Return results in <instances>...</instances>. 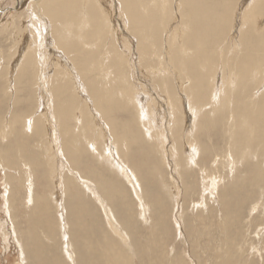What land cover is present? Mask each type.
Listing matches in <instances>:
<instances>
[{"label": "rangeland", "instance_id": "obj_1", "mask_svg": "<svg viewBox=\"0 0 264 264\" xmlns=\"http://www.w3.org/2000/svg\"><path fill=\"white\" fill-rule=\"evenodd\" d=\"M101 1L102 0H100V2ZM119 1L120 0H114V1L113 0H106V2L109 3V8L111 10H113L114 7H115L116 11L115 10L112 11V13L114 14V19L116 18V20H118L121 17V19L117 21V23L119 22L118 23V27H119V29H121L120 30L121 37L122 38L124 36L127 37L126 34H128V36H132V40L134 38V40L132 41V44H131V41H130V44L132 45L131 46L132 51L130 53V55H131L130 57L131 58L129 57L130 61L126 65L127 69H131L130 73H129L130 79L134 83L135 81H134L133 77H135V76L137 78L140 77V79H144L145 78L143 81H145V86L147 88H149L148 91H150V93L152 92L151 90H153V92L155 91L154 93L157 94L159 97H161V95H162V97H161L162 101H160L161 99L159 97H158V99H156V101L158 100L157 104L160 105L159 106L160 107L159 108L160 111H158V114H156V115H154L153 113H151V114H153V116L150 115V117L153 120V125L157 126V129H158V132H159L160 135L159 136L156 135V137L155 138L153 137V139H151V141H147L149 139L146 140L145 137L143 138V136H144L143 132H142V134L140 136L141 130L139 128V131H140L139 132L138 131V127L139 126L138 127L136 126L137 123H135V121H133L134 119L133 120L130 119L131 115L129 116V111H126L124 113V111L118 110L119 107L116 108V112H117L116 116H117V118L118 117L119 118L117 119L118 120L117 122H114V123L117 124V126H114V125L113 126L117 127V128H116V131H114V134H113V130L111 129L112 128L111 125L105 119L101 118L99 110L97 108H94L95 107V105L93 103L94 102V98H92L91 93L88 94L89 90L84 92L85 89H83V87L84 88L89 87V89H90V85L87 82V80L90 79V77L93 78L94 82L96 81L94 83L95 85L97 84L98 80L101 81L103 72L99 73V74L97 73V70L100 67H96L94 70H92L89 67V70H91L92 72L94 71L93 73L91 72L92 75H90L89 72H88V69L84 68V66H81V65H83L84 61L86 60L87 53L84 54L85 56L83 55L82 57L77 59L78 62L76 61V63H77V66H76L75 62H72L73 59L71 58V56H73V55L70 56V54L69 55L66 54V52L63 50V48L57 47L55 45V43L54 44H52V43L48 44L47 38H46V34L48 36L50 35V37L52 38V35H51L52 27H51V25L52 26H53V24L55 25V22L52 20V18H50V17L48 18L47 14L44 13L45 10L43 9V5L42 6L39 5L36 0H0V94L2 93L0 95V135H1V132L3 133L2 130L4 128L6 129L5 130L6 131V135L5 136L1 135V137H0V150H1L0 151V158H1L0 162H2V163H0V221L2 223H4V224H5V222L8 223V224H6L7 228L5 227V228L2 229V227L0 226V264H31V263L32 264H36V263L37 264H52L50 262V261H52V259H50L48 257L51 253H52L53 256L55 255L58 258L61 255L63 264H66L67 261L64 260L65 259L64 257H62V249H58V248H61L63 244H65L64 247L66 248L68 246L69 242L72 241L71 239L73 238V240H74V236L76 237V234H73V228H70V227L74 226V224L70 221V219H72V220L77 219L76 216H69L71 214V212H72V209L75 208L74 207L75 203L70 202V198H75V199H80V200L82 199V201H84L86 203V204L83 205L84 209H86L87 207L91 211L93 209V213L92 212L90 213L91 216H87V214H86V217H88V218H85V216L82 217L84 219L83 221H85V222H83V221L82 222L85 223L84 224L85 226L88 224V227L86 226L84 228V233L82 235L80 234L82 236V238L79 239V242H80L79 248L83 247L84 249H88V247L90 246V242H88L87 239L88 240H93L94 245H96L98 248L96 249V251L94 250V251H90V252L92 253L91 256L95 257L96 264H104V263L107 264V260H105V255L103 254L104 250L101 248V246L105 247V245L108 246L107 249H109L111 251L114 249L115 252L120 256L119 258H122L123 255L129 256L130 262H132V264H174V263L175 264H180V263L181 264H183V263L184 264H191V261H193L194 264H215V263L219 264L220 261H221L220 264H231L230 262H232V264H264V247H263L264 246V225L261 224V223L264 222V218H263L264 217V204H263V202H264L263 201L264 200V187H263L264 178L261 177V176L264 177V175H262V174H264V122H258V124H259L258 125L259 133L256 136V140L255 141H251V140L248 139L250 137V135H251L250 133H251L253 127L251 128L250 125H249L250 128L246 127L247 132H249V130H251L249 134L243 132V131H245V129H244L245 125H243L244 119H251L252 121H254V117H256V114L258 113V111L256 110V108H255V110L252 108L251 110L249 109V111L246 113L249 116H247L246 114H243V115H240L239 117H237L238 124H236V123H235L236 125L234 124V129L233 130H234L235 134H234V137L231 139V137H230L231 135L229 133V124L226 125V122H225L228 117L232 116V111L234 110V112H235V109L232 108L233 107L232 106L233 95H230L231 97L228 98V100L230 99L229 100L230 104H228V106H226V107L224 106V109H222L223 108L222 107L221 108L222 110L220 109L222 111L221 113L217 114L216 111H215L216 114L213 117L212 116L211 117L215 118L216 121H214L211 124H209L208 127H205V129L203 131L204 133L202 131H200V133H199V131H196V128H195V131H193L192 133L188 132L187 128L189 127L188 126L189 122H188V115H187L188 113L186 114L187 109H186V112H185V107L182 105V103H179V106H178V107L181 108L180 110L173 109V107H171V106L169 107L168 103L165 104V101L169 102L168 99H170L169 95H168V91L170 90V88L168 87L169 89L168 88L165 89V87L167 86V82H169L170 84H173V83H171V80L169 78H171L173 76L172 78L174 79V86L177 87V90L179 89L178 85L177 84L175 85V83L178 82V79L172 73L173 67L169 68V71H168V72H170V76L171 77L168 75V72H166L165 75H162V76H164L163 77L164 81L163 80H161V81L158 80L157 83H159L160 85H157V83H154V82L157 81V80H155L157 78V76L155 74L152 75L150 70H149V69L153 68V66H155L156 64H157L156 67H154L155 70L159 69L161 64L163 65V63L165 64V62L168 63L167 62L168 61L167 60L168 57H165V56H167V49H168L166 47H169V44H168V41H167V34H166L167 32L164 33V36L162 37L163 40L161 39L162 43H163L161 45V48L162 47L163 48L162 49L159 48L160 51L157 48L155 49V52H156L155 54L157 56H155V54H151V53L146 56L145 54H143L142 50L138 51L139 50V45H140V40L139 41L135 40V39L138 38V36L136 34H134L133 32L132 33L130 32L129 26L128 27L126 26L127 22H126V24H124L125 23L124 22V17L125 16H124V14L121 11H119V8L121 9V7H120L121 5H120ZM179 1L178 0L177 1L174 0V2H173L175 17L173 15V18H172L173 20L171 19V21H170V22H172V21L173 22L171 24L169 23L173 27L172 28L170 26L169 30L170 29H174L176 26L180 25L179 22H180L181 18L178 17L179 16V9H178L179 8V3H178ZM21 3H22V6H21ZM238 5H240V3ZM37 6H39V7H37ZM83 11L85 12V5H83ZM38 14L41 15V16H39ZM42 18H46V21L42 20ZM179 18H180V20H179ZM235 18H236V20H235L236 23L233 21V23H235L234 24L235 26L233 25V27L231 28V30L228 33V35L221 37V39H222L221 41L222 42H220L219 44L218 43L217 44L216 43H211L210 45L205 47V49L208 50L209 53L212 54V52H213V54L215 53V56H216V54H218L217 56H218V59H219V64H218L219 68H218V71H216V72H217V74H219L220 77H222V74H225V76L227 77L228 72L229 73H231L232 71L235 72V69H233L231 67V58L234 56L233 55V51H234L233 50V46H231V45H233L232 41L234 40L232 38L234 36L238 38V33H239V29H240V27H239L240 25L237 24L238 23L237 15H236ZM177 20H179V21L177 22ZM57 21H60V19H58ZM121 21H122L123 24L121 23ZM42 22H44L46 24V26H47L46 30H49V32L43 31L44 33L42 32V34H40L41 32H37L38 28H40L41 25H43ZM49 25H50V27H49ZM21 26H23V27H21ZM22 30H23V32L26 35L29 34V36H30L29 37V42L32 43L31 47L33 48V50H35V53H36L35 60L34 59L32 60L31 58L29 60L28 57H25V56L28 55V53L26 51H24V46H25L24 39H25L26 35L24 33H20ZM126 30H128V31H126ZM129 33H131V35H129ZM132 34L135 35V36L133 37ZM43 35H45V36H43ZM125 37L123 38V40L125 39ZM42 39L44 41H41ZM52 40H53V38H52ZM107 41L109 42V38H108ZM127 41H128V39L126 38L125 42H127ZM116 42H117V45L121 48L120 41L118 40ZM138 42H139V44H138ZM235 42H236V39H235ZM135 44H136V46H135ZM35 45H36V47H35ZM51 47H55V49L51 48ZM61 50H63V51H61ZM162 50H163V52H162ZM47 51L48 52L51 51V53H53L55 56L51 55V53H48ZM126 51L127 50H125V54H126ZM157 51H158V53L160 55H158ZM25 52L27 53L26 55H25ZM63 53H64V55H63ZM141 53H142V55H141ZM37 55H38V57H37ZM136 56H138V57L141 56V57L138 58ZM53 57H55L54 58L55 60L53 59V61H52ZM63 57H64V59H66V58L67 59L64 60ZM10 58H11V60H10ZM47 58H48V60H47ZM146 58L150 59L149 62H147L148 60ZM151 59H152L153 62L151 61ZM156 59H157V61H156ZM15 60H18V61L15 62ZM70 60H72V61L69 62ZM65 61H67V62L65 63ZM36 62H38V63H36ZM43 62H45V63H43ZM55 62L57 64H55ZM102 62H103V64L102 63L101 64L105 65V60L104 59H103ZM32 63H35V64H32ZM59 63L60 64L62 63L61 64L62 67H64V65L72 67L71 65L74 64L77 67V72L74 71L73 74L72 73L69 74L68 71H72V70L68 69V71H65L64 68H62L59 65ZM138 63H139V65H138ZM27 64H28V66H27ZM152 64H154V65H152ZM12 65H13V67H12ZM29 65H31L30 68H29ZM57 65H58V67L59 66L60 67L58 68ZM151 65H152V67H151ZM25 66H27V67H25ZM105 66L107 67V65H105ZM224 66H225V69H224ZM106 67H105L104 71L106 70ZM145 67L148 68V69H145ZM48 68H49V70H47ZM81 68L83 69L82 71H81ZM7 69H8V71H7ZM16 69H19V71L17 72ZM61 70H63L67 74L63 73V71H61ZM174 70H175V68H174ZM30 71H31V73H30ZM84 71H86V72H84ZM175 71H177L178 73H181V70H179V69H177ZM35 72H37V73H35ZM114 72L109 77V81L111 80V77L113 75H115ZM182 73H184L183 75H187V76H185V79H189L187 77H191L192 78V75H190L191 74L190 72L184 71ZM6 74H7V76H6ZM11 74H12V76H11ZM37 74H38V76L41 77V80L43 79V81L40 82V79H38L40 77H38ZM68 74H69V76H72L70 78L72 80L74 79L75 82L71 81V80H69V82L67 81L68 79H70ZM77 74H78V76H77ZM46 75L50 76L51 78L48 77V76L46 77ZM36 76H37V80H39L37 82H39L40 84L36 82ZM82 76H84V77H82ZM20 77H22L21 80H20L21 82H23L22 85H18V83H17V82H19L18 78H20ZM87 77H89V78H87ZM136 77H135V79H136ZM153 77H155V78H153ZM47 78H49V79H47ZM86 78H87V80H86ZM8 79H9V82H8ZM26 79H27V81H26ZM46 79H47V81H46ZM50 79H51V81H50ZM59 79L62 80L63 84L61 83V80H59ZM83 79H84V82H83ZM112 79H113V77H112ZM10 80H11V82H10ZM32 81H35V83L34 82H33L34 84L31 83ZM59 81H60V83H59ZM70 81H71V84H70ZM149 81H151V83L153 82L154 84L153 83L151 84ZM175 81H177V82H175ZM56 82H57V85L55 84ZM140 82H141V80H140ZM41 85H42V87H41ZM66 85H68L69 87H65ZM70 85H72V86L74 85L73 87H75V88H73V89L74 90L76 89L77 95L79 94L78 97H77L78 101L77 100L75 101L76 109H78L76 111V115L75 116L77 117L78 114L82 113V110H85V109H83V106H85L86 102H88V104L90 103L88 105L89 108L93 104L92 107H91L93 109H89L88 110V107L86 108L88 114L90 113L92 118H94L96 116L94 119H92L91 117H89L88 114H86L87 117L85 116V119L83 120L84 122L82 123L83 126H81V131L76 128V132H78V138H76V139H72L71 134L69 136L65 137L64 133L61 132V131L64 130V128L61 126L62 124L59 123L60 121L58 120L59 118H58V115H57L58 114L57 113V107H58V104H59V100H61V98H63V96H61V92H65V88H68L67 90H69L70 89ZM77 85H80V86L76 87ZM156 85L158 87H156ZM153 86H155V87H153ZM21 87L24 90L23 92H19L21 90L20 89ZM57 87H58V89H57ZM228 87L229 86H227V88ZM61 88H62V90H61ZM151 88H153V89H151ZM43 89H45V91ZM1 90H2V92H1ZM79 90H80L81 93L78 92ZM175 90H176V88H175ZM255 90L256 91L252 90L249 94L252 95V93L255 92V94H253L254 98L258 99L257 96L259 97V95H261V93L264 91L263 84L259 88L255 89ZM57 91H59V93H57ZM162 91H163L164 94L165 93L166 94L165 95L161 94ZM158 92H160L161 95L158 94ZM229 93L230 92L227 91V94L225 96H227ZM4 95H5V97H4ZM170 95L172 96V94H170ZM219 95H217V97L215 99H217V100L219 99L218 100L219 101L218 104L220 106L222 103H221V96L219 98ZM18 97L22 98L23 100H20L17 103L16 101L19 99ZM83 98H84V100H82ZM8 99H9V101H8ZM80 99H81V102H80ZM163 99H165V100H163ZM208 99H210V98H208ZM208 99L205 98V101L203 100L207 104L204 103L202 109H200V108L198 109V108H196V106H194V108L197 109L198 113L200 112V113L204 114L206 111H208L207 109L210 110V108H211V110H212L214 108V106H213L214 105V101L212 102V100L209 101ZM146 100L150 101L148 95L146 97ZM15 102H16V104H15ZM76 102H77V104H79V107H77L78 105L76 104ZM56 103H57V105H56ZM208 104H210V105H208ZM118 105L120 106V104H118ZM158 105H157V107H158ZM165 105L167 106V108H166ZM175 105H178V104H175ZM52 108L55 109V110H53ZM74 108H75V106H74ZM250 108H251V106H250ZM16 110L19 112V114H18V112ZM169 110H170V113H169ZM174 110H175L176 113L174 112ZM182 110H183V112H182ZM177 111H179V112L177 113ZM42 112H44V113H42ZM171 112H172V114H171ZM97 113H99V114H97ZM126 113L128 114V116H127ZM181 113H183V114H181ZM17 114H18V116L16 118L15 115H17ZM21 114L22 115L24 114V117ZM125 114H126V116L124 118ZM167 114H168V116H167ZM56 115H57V119L55 118ZM165 115L168 118H170V121ZM173 115L175 117H173ZM3 117H5V118H3ZM11 117L13 118V120H14V117H15L16 121L17 120L18 121L17 122L15 121L16 123H14ZM178 117L184 118L182 120V123H181V119H179ZM198 117H199V115H198ZM217 117H218V119H217ZM24 118H26L25 120L27 122V124L25 126L23 125V123H25ZM10 119H11V123L13 122L14 127L8 129L7 127L9 125H7V124L9 123ZM32 119H34L33 120L34 121V125L39 126V127H43V132H44L43 137H40V135H38V134L37 135H35L33 133L30 134V132L32 131L31 128L27 130L28 125H29V127H31L30 124L33 122ZM98 119H102L103 120L102 123H104V124L102 126V130L95 123V122H97ZM129 119H130L131 122L129 121ZM158 119H159L160 122L158 121ZM28 120L29 121L31 120L32 122L31 121L29 122ZM123 120H125V121H123ZM156 120H157V122H156ZM206 120H207V122L209 121V119H206ZM5 121H7V122H5ZM19 121H21V123ZM89 121H90V124H89ZM132 121L135 123V126H134ZM174 121H177V122L174 123ZM183 121H184V123H183ZM92 122H94V123H92ZM129 122H130V124H129ZM171 122H173L172 123L173 125L171 124ZM195 122L197 123V122H199V120L196 118ZM232 122L234 123V121H232ZM164 123L166 125H164ZM220 123H222L223 126ZM75 124H76V122L75 123L71 122L69 124V128H71L72 126L75 127L77 125V124L76 125ZM84 124H85V126H84ZM93 124L96 125L97 128L95 126H94L95 127L94 128ZM106 124L108 126H106ZM131 124H132V126H131ZM119 125H121V126L119 127ZM125 125L126 126L127 125L130 126V129L133 131V133L129 132L131 130L129 129L128 126L125 127ZM180 125H182V128H180L181 127ZM19 126H21L22 128L19 127ZM55 126H57V127H55ZM133 126L136 129V131L133 128ZM23 127H24V129H23ZM174 127H176L177 129L174 128ZM220 127H223V128H220ZM179 128H180V130H179ZM98 130H99V132H97ZM117 130H119V132ZM120 130L123 131V132L121 131L122 135L120 134V136L122 138V144L120 143L121 142V138H119L120 137L119 136ZM182 130L184 131L183 133L181 132ZM103 131L104 132L106 131V133L104 135L105 136V140L108 138V134L107 133L109 131L113 135H115V136L118 135V136L114 138L112 136V134H111L110 135L111 136L110 137L111 138V140H110L111 143L109 141L107 143H105L103 141H98V139H99L98 137L100 135V132L104 133ZM206 131L207 132L209 131V132L205 133ZM81 132H83V136L84 137L87 136V141L90 140V143L93 144L92 147H91V144H90V146L87 145L88 148H89V151L88 150L86 151L84 149V147H82L81 150H80V146H84V144H82L83 143L82 141L85 140V139H81V137H80V133ZM127 132L130 133V138H131V136H133L131 138V141H129L130 143L125 142V141H127L126 140L127 136L123 137L124 134H128ZM135 132H136L137 135L135 134ZM158 132H157V134H158ZM201 133H203V134L201 135ZM207 134H209V135H207ZM95 135H96V137H95ZM137 136H138V138H137ZM153 136H155V135H153ZM198 136H200L202 139L204 138L203 139L204 143L202 141L199 142L200 141V137H198ZM219 136L221 138H219ZM17 137H19V138L16 139ZM52 137L56 138V142L54 143L55 148L51 149L52 152L49 151L50 158L47 159V160H44L42 158V156H41V153L44 152V154H46L45 150H43L42 148H41V150H38V147L41 146V142H44V141H46L47 144H48V142H50V145L53 146ZM205 137L207 138L208 142L206 141ZM223 137H225V138H223ZM112 138H113V141H112ZM226 138H227V140H226ZM141 139H143V140H141ZM222 139L224 141V143H223L224 146H222L223 145L222 144V142H223ZM23 140H25V141H23ZM71 140H73V144L69 142ZM154 140H155V144H150V143H154ZM158 140H160L163 143L165 142V144H163L164 148H163V146L160 147L161 143H159L160 141H158ZM177 140H178V142L175 143ZM220 140L222 141L221 143H220ZM236 140H237V143H236ZM142 141L144 143H142ZM183 141H184V143H183ZM135 142H137V143H135ZM123 143H124V145H123ZM126 143L129 144V145H126ZM148 143L150 144V146L151 145H153V146H151V148H150ZM207 143H208V145H207ZM114 144H116V149L114 147ZM175 144H177L178 146L175 145ZM185 144L188 145V146H189V144H192L194 147L191 146V145L190 146L192 148H190L188 146L186 147ZM200 144H202V145H200ZM209 144H211L212 147L214 148L213 149L214 153L212 152V150H211L212 147ZM219 144H221V146L223 148L222 147L220 148ZM102 145H104V146H102ZM10 147H12V148H10ZM22 147H24V148H22ZM110 147H112V148L110 149ZM148 147H149V149H152V152L150 150H149V152H147L148 151V149H147ZM154 147L158 151L155 152ZM248 147H250V155L243 154L244 149L246 151L248 149ZM25 148H27V149H25ZM104 148H105V150H104ZM145 148H146V150H145ZM11 149L13 151H11ZM70 149H72L74 151H78V152L81 151L80 154L82 155L81 156L82 161L79 164H77L76 166H75L74 163H72V160H71V158L69 156V153L67 152V150L70 151ZM123 149H125V151ZM169 149H171L172 151L169 150ZM192 149H197L196 153L193 152ZM7 150H9L8 153H7ZM22 150L23 151L25 150V152H23ZM134 150H135V152H134ZM168 150L171 151V152H168ZM201 150H204V151H201ZM5 151H6V153H5ZM101 151H103L104 153L102 154ZM163 151H164V153H163ZM186 151H188V153H191V151H192V153H191L192 155H190V154L188 155ZM205 151L208 154L210 152V154L208 155L209 158L207 157ZM13 152H15V153H13ZM19 152H21V153H19ZM161 152H162L163 155L161 154ZM172 152H173L174 156H173V154L171 156ZM182 152H184V154ZM220 152H221V155H219ZM226 152L228 154H226ZM230 152H232V159L235 160L234 161L235 163H233L232 159H230V156H231ZM100 153H101V155H100ZM127 153H129V154H127ZM145 153H147V154H145ZM12 154H13V158H12ZM122 154H124L126 157L124 155H122ZM158 154H159V156H157ZM169 154H170L171 157L169 156ZM196 154H197V156H195ZM213 154H217L216 156H218V157L214 156ZM4 155H6V156H4ZM127 155H128V157H127ZM146 155H149L148 158H147ZM153 155H155V156H153ZM184 155L185 156L186 155L190 156V157H188L189 159H191L189 166L184 164V159H185ZM210 155H211L212 158L210 157ZM226 155H227V157H229L228 160H227V157H225ZM132 156H134V157H132ZM200 156H201V158H200ZM213 156H214V158H213ZM222 156L225 157L224 158L225 160L224 159L222 160V158L220 159V157H222ZM54 157L57 158V159L55 160V164H53L52 167L56 170V173H58L57 169H59V171L61 172L59 174L61 188L59 187L60 190L58 192L59 193L62 192V194H60V197H59L60 203L59 202L57 203L58 206L53 201H51L50 204L47 201L48 200L47 194L52 192L53 188H55V187L53 186V183L50 180V177H48L47 175H43L44 172H48V174L50 176L51 168H50L49 160L54 158ZM115 157H117L118 161L121 162L120 164H119V162H117ZM120 157H122V158H120ZM174 157H176V159H174ZM109 158H112L113 162L116 165H118L119 167H123L125 165V163H126V165L124 166V167H127L126 169L129 170V169H132V168L134 169L135 168L134 171H135L136 174H134L132 170H129V171L126 170V174H123L119 169H118V171L117 170L115 171L113 166L110 164ZM198 158H199V160H198ZM209 159H212L211 162L208 161ZM28 160H29V162H28ZM123 160H125V163H124ZM140 160H141V162H139ZM143 160H145V161H143ZM3 161L6 164L3 163ZM130 161H133V162H131V164H130ZM220 161H222V163H224V164L223 165L220 164ZM164 162L167 164L166 167H168L169 170L167 168L165 169V163ZM25 163H28L30 165V167L32 168L31 170L33 171V174L31 173V176L35 180L34 183L36 184V185L34 184V187H32V191H33L34 194L37 193L38 195H36L37 196L36 197L32 193V195L35 197V198L32 199L33 201L28 199V196H25V195H27L26 194V192H27L26 184H25V189L21 186L22 183L19 184L21 178L25 179V177H24V174H25L24 173V171H25L24 170L25 169ZM141 163H143V164L145 163V165H143V167H142ZM121 164H124V165H121ZM200 164L203 165V167H201ZM251 166H252V168H251ZM253 166H255V167H253ZM33 167H34V169H33ZM137 167H140V168L138 169ZM171 167H172L173 170L175 168V170H174L175 173H173V171L171 170ZM156 168H158L160 177H159V175H158V173L156 171ZM182 168H183V170H182ZM223 168H226V169H223ZM231 168H232V170H231ZM3 169H5V170H3ZM91 169H92V171H90ZM141 169H142V172H140ZM160 170H162V171H160ZM176 170H178V171L176 172ZM32 171H30V172H32ZM169 171H170V173L172 172L171 175H170ZM227 172H228V175H227ZM74 173H76L77 175L74 174ZM132 173H133V175H132ZM260 173H261V175L259 176ZM251 174H253V175L251 176ZM5 175H6V178H8V179L5 178ZM189 175H190V179L188 177ZM185 176H186V178H185ZM99 177H102V178L99 179ZM163 177H164V179H163ZM169 177H171V178H169ZM212 177H214L216 179V181L218 180L220 182H218V181L215 182L214 179L212 180ZM73 178L74 179L77 178L78 185H74L73 182H71V179H73ZM220 178L223 179V183L221 182L222 180ZM159 179H160V181H159ZM231 179H233V180H231ZM257 179L259 180V182L257 181ZM6 180L7 181L10 180V181L7 182V184L8 183H10V184L7 185L6 184ZM168 180H171V182L168 181ZM181 180H182V182L180 183ZM166 181H168V183ZM237 181L240 182V183H238ZM108 182L109 183L112 182L113 185L119 187L121 195H122V192L125 193V196L127 197V200H128V201L125 202L128 205L127 208H125V207L123 208L121 206L120 200L117 202L114 199V203L115 204L118 203V206L116 207V211H115L114 206L111 205V203H110V201L113 202V200L110 199L108 191H107L108 187H107L106 183H108ZM162 182H164V183H162ZM104 183H105V185H104ZM206 183H208V184H206ZM232 183H234V184H232ZM152 184H154V185L152 186ZM255 184H256V188H255ZM10 185H11V187H10ZM85 185H86V187H85ZM178 185H179V187H178ZM65 186L67 188H65ZM91 186H93V187L89 188ZM151 186H152V188H151ZM156 186H159V188L158 187L156 188ZM168 187H170V189ZM227 187H228V189H227ZM148 188H151V190L148 189ZM67 189L69 190V193H67L68 191L66 192ZM134 189L137 192L138 191L139 192L135 193ZM156 189H159V190L155 191ZM183 189H185V191ZM191 189H192V191H191ZM24 190H25V192L22 193ZM56 190H57V188H56ZM61 190H63V191H61ZM77 190H79V191H77ZM152 190H154V193H153ZM8 191H10V193ZM19 191L21 192V194H20ZM28 191H29V189H28ZM236 191L239 192L238 195H237ZM29 192H28V194H29ZM63 192H64V194H63ZM77 192H78V197H76L77 196L76 195ZM155 192H159V193H155ZM72 193L75 194V195H73ZM80 193L82 194V196H81ZM5 194H6V196H5ZM19 194L20 195L23 194L24 197L20 196ZM142 194H144V195H142ZM147 194H149L150 197ZM215 194H216V196H215ZM7 195H9L10 197L7 196ZM223 195L225 196L224 197V202H225V198L226 199L230 198V195H231V200L232 201H236L237 202L236 204L238 206L235 203L231 204L230 201H229V203H225V205H224L223 198H222ZM246 196H247V200H246ZM252 196L254 197V199L252 198ZM7 197H9V199ZM39 197H41V199H39ZM155 197H158V198L156 199ZM24 198H26V199H24ZM159 198H160V200H162V203L165 206V207L163 206L162 213L165 215V221H167L166 222V231L167 232L163 231L161 237L159 235L157 236L155 232H153V233H154V236L156 237L157 240H158V238H160L158 240V246L157 247L159 249H161L162 251L166 252V257L161 256V254H163V252L160 255L155 256L154 255V248H153L154 245L149 240L150 239V233H151L150 232V230H151L150 228H151V226L153 224V218L151 216V212H153L154 206H155V208H157V205H159L158 202H157V200H159ZM5 199H8V200H5ZM34 199H36L35 201H37V202H35ZM66 199H68L67 202H66ZM109 199H110V201H109ZM22 200H24V201H22ZM244 200H246V201H244ZM19 201L22 202L21 203L22 205L19 203ZM43 201L46 202V205H47L48 208L43 206ZM143 201H144V203H143ZM247 201H249V202H247ZM238 202H239V204H238ZM260 202H261V205L259 206ZM9 203H10V206H9ZM32 203H33V205H32ZM72 203H73V206H72ZM195 203H196V205H195ZM61 204H62V206H61ZM65 204H68V205L66 206ZM241 204H242L243 207H241ZM17 205H19V206H17ZM23 205L27 206V207L25 208V207H23ZM30 205L33 206L32 209H31ZM63 205H65V207ZM244 205H246V206H244ZM256 205H258V206H256ZM20 206H22V207H20ZM68 206L71 207V208H69V210H68ZM95 206H97V207H95ZM230 206H232V208ZM59 207H60V209H59ZM62 207H64V208H62ZM197 207L200 209V211H199V209H197ZM210 207H212V208H210ZM225 207H227L228 209L225 208ZM237 207H239V208H237ZM49 208L51 209V211H49L50 210ZM171 208H174V210L171 209ZM235 208H237V209H235ZM144 209L145 210L147 209L148 211L147 210L145 211ZM222 209H224V210H222ZM113 210H114L115 213L113 212ZM122 210L124 211V215H123L124 219H127L130 216L131 220L133 221V223H134L133 226L135 228V229L133 228L134 232H131L132 231L131 229H130L131 231H129V230H127V228H125V227H128L126 222H125L126 224L124 225V227L121 225L122 223H121L120 220L122 218H120V214H122ZM210 210H211V212H213L211 215H210V213H211ZM246 210H248V211H246ZM222 211L223 212L225 211V212L223 213ZM230 211H231V213L229 214ZM30 212H32V213L29 214ZM33 212H34V214H33ZM62 212H64V213H62ZM133 212L135 213V217H134V215H131V214H133ZM191 212H193V214ZM216 212H217V214H215ZM221 212H222V214H221ZM244 212H245V214H244ZM26 213H27V215H26ZM44 213H48V219L51 221L52 228H53V230H52V233H53L52 237L53 238H51V240H50V246L47 244L46 241H44V245H45L44 246L42 244L43 243L42 240H44V239H43V237L40 236L41 231H40L39 228L41 227V229L44 230L43 226L40 225L42 223L43 219H44V215H43ZM126 213H128L127 216H126ZM129 213H130V215H129ZM194 213H196V214H194ZM201 213H203L207 217H203L202 216L203 214H201ZM213 214L216 215V216H214ZM252 214H254V215H252ZM251 215H252V219H251ZM255 216H257V217H255ZM22 217H24V219ZM59 217H60V219H58ZM208 217H209V219H208ZM214 217H216L215 221H214ZM221 217H222V219H221ZM63 218H64V220H63ZM168 219H169V221H168ZM185 219H186V221H185ZM223 219H224V221H222ZM4 220H5V222H3ZM56 220H58V221H56ZM211 220H212V222H209ZM219 220H220V223L218 222ZM248 220H250L249 221L250 224L251 225L253 224L252 226L254 228H256V229H253L252 226L249 225ZM183 221L185 223H183ZM204 221L207 222L208 225H207V223L205 224ZM109 222H110L111 225L109 224ZM119 222H120V224H119ZM95 223L97 225V229H95L96 228L95 227L96 226ZM188 223H190V224H188ZM199 223H200V225H199ZM213 223H214L215 227L213 226ZM245 223H248V224H245ZM34 224L37 225V226H35ZM55 224H57V225L55 226ZM60 224H61L62 228H60V226H59ZM118 224H119L120 227L119 226L117 227ZM183 224H185L184 227H182ZM220 224H221V226H220ZM15 225H16V229H15ZM205 225H206V227H205ZM209 225H211V226L209 227ZM225 225L228 226V229H227V226H225ZM259 225L262 226V227H259ZM11 226H12V228L10 229L9 227H11ZM92 226H94V228ZM211 227H213L212 229H215V232L211 229ZM250 227H251V229H250ZM29 228H32V229L29 231ZM33 228L35 230V236L37 235L39 237L38 239L36 237L37 240L36 239L32 240V238L30 236H27V231L29 233H31ZM128 228H130V227H128ZM200 228H202V229H200ZM205 228H207V229H205ZM261 228H263V230ZM6 229L8 230V232H7ZM68 229H69L70 232L68 231ZM70 229H72V231ZM100 229L103 232H104L105 229L110 231V233L112 234V235H110L111 236L110 240L113 243L112 244L113 248L111 247V245H107V243L105 244V241L102 240V236L98 235L99 234L98 232H99ZM184 229H186V230H184ZM87 230H88V232H87ZM261 230H262L263 234L261 233ZM196 231L197 232L200 231L198 235H197ZM210 231H212V232L210 233ZM232 231H233V233H230ZM252 231H254V232L253 233H249V232H252ZM201 232H204V234L202 233V235H201L200 234ZM205 232L206 233L208 232V233L205 234ZM121 233H122V235H121ZM133 233H136L138 235L137 238H139V240L141 241V243H140L141 244V248L140 249L142 250L143 254L139 253L140 249H137V247H136V245L134 243V238H135L134 236H136V235L133 236ZM139 233H141L142 235L139 234ZM184 233H185V235H184ZM10 234H12V236ZM13 234L16 235V236L14 237ZM22 234H23V236H22ZM101 234L103 235L104 233H101ZM126 234H128L129 236L126 235ZM190 234H192L195 237H191L190 238V236H189ZM211 234H214V235H212L213 237L211 236ZM227 234H231V235H227ZM226 235H227V237H226L227 239L225 238ZM258 235L259 236L261 235V236L259 237ZM21 236L24 237V239ZM13 237H14V239H16V242L13 239ZM208 237H210V239L212 238L211 243H210V239ZM231 237H232L233 240L231 239ZM236 237H237V239H236ZM7 238H8L9 242H7V240H6ZM200 238H202V239L204 238L203 239L204 241L202 239H200ZM234 240H235V242H234ZM199 241L204 242L205 245L201 243V246H202L201 247ZM212 241H213V243H212ZM228 241H230V242L232 241V244L234 246L233 245L229 246V244H231V243H229ZM57 242H58V244H57ZM120 242L123 243V246H122V244ZM128 242H130V243H128ZM168 242H169V244H168ZM247 242L250 243V244L248 245ZM166 243H167V245H166ZM222 243H224V244H222ZM227 243H228V245H227ZM244 243H246L247 246ZM38 244L40 246H37ZM60 244H61V246H60ZM211 244H212V248H213L214 252H213V250L211 248ZM208 245H209V247H208ZM255 245L257 246V248H256ZM51 246H53V247L51 248ZM204 246H207L208 249L209 248H211V249L208 250ZM231 246H232L233 249L231 248ZM244 246H246L247 249ZM44 247H46V248H44ZM151 247H152V249H151ZM203 247H204V249H203ZM217 247H218V249H220V248L221 249L217 250ZM41 248H43V249H41ZM47 248H49L50 250L47 249ZM71 249H72V247H71ZM171 249H172V251H174L173 253H172ZM227 249L229 250V252H227ZM260 249H261V251H260ZM230 250H231V252H230ZM258 250H259V252H258ZM32 251L33 252L35 251V252L33 253ZM75 251L77 252V249H75ZM75 251H74V259H75V261H73L71 264H75L76 260H77V256H76L77 253ZM204 251H206V252H204ZM217 251H218V253H217ZM225 252H227V254ZM85 253H86L85 255H87V252H85ZM101 253H102V255H101ZM199 253H200V256H199L200 259L198 257ZM225 254H226V257H225ZM227 255L230 256V257H227ZM232 255H233V257L235 255L236 259H234V258H233L234 260L231 259ZM237 255L240 256V257H238ZM247 255H248V257H247ZM87 256L90 257L89 255H87ZM131 256H133V257L131 258ZM182 257H183V259H182ZM37 258H38V260H37ZM151 258L153 259L152 261H151ZM165 258H166V260H165ZM242 258L244 260H242ZM184 259H186V260H184ZM196 259H198V260H196ZM206 259H207V261H206ZM230 259H231V261H229ZM63 260L65 261V263H64ZM235 260H237V261H235ZM240 260H241V262H240ZM169 261H171V262L169 263ZM242 261H244L245 263L242 262Z\"/></svg>", "mask_w": 264, "mask_h": 264}, {"label": "bare ground", "instance_id": "obj_2", "mask_svg": "<svg viewBox=\"0 0 264 264\" xmlns=\"http://www.w3.org/2000/svg\"><path fill=\"white\" fill-rule=\"evenodd\" d=\"M37 2H38V4L39 5H43V9L45 10V14H47V17L49 18H52V20L55 22V25L53 24V26L51 25V27H52V30H51V35H52V38H53V40H52V38L50 37V35L48 36L47 34H46V38H47V42H48V44H54L55 43V45L57 46V47H59V48H63V50L66 52V54H70V56L71 55H73V56H71V58L73 59V61L72 60H70L69 62H75V64H76V66H77V63H76V61H77V59H79L80 57H82L85 53H87V56H86V60L84 61V63H83V65H81V66H84V68H86V69H88V72H89V74L90 75H92V73L94 72H92L91 70H89V67L92 69V70H94L96 67H100V68H98V70H97V73L99 74V73H102V80L101 81H99L98 80V82H97V84L95 85L94 83L96 82H94V80H93V78H91L90 76V79H88L87 80V78H89V77H87L86 78V80H87V82H88V84L90 85V89H89V87H86V88H84L83 87V89H85L84 90V92H86V91H88V94L89 93H91V96H92V98H94V105H95V107L94 108H97L98 110H99V113H100V115H101V118H103V119H105L110 125H111V129L113 130V134H114V131H116V128L117 127H114V126H117V124L116 123H114V122H117L118 120V118H117V116H116V108L117 107H119L118 108V110H122V111H124V113L126 112V111H129V116L131 115V118L130 119H134L133 121H135V123H137L136 124V126L138 127V131H139V128H140V130H141V133H140V136H141V134H142V132H143V138L145 137L146 138V140L147 139H149V140H147V141H151V139H153V137L155 138L156 137V135H160L159 134V132H158V129H157V126L156 125H153V120H152V118L150 117V115H152L153 116V114L154 115H156V114H158V111H160V105H158L157 104V101H156V99H158V95L157 94H155L154 92H153V90H151L152 92V94L150 93V91H148V89L149 88H147L146 86H145V81H143L144 79H140V77L139 78H137L136 76V79H135V77H133L134 78V83L131 81V79H130V75H129V73H130V70L131 69H127V67H126V65L129 63V57L131 56L130 55V53H131V51H132V49H131V44H132V41L134 40V38H133V40H132V36H128V34H126V36L127 37H125V39L127 38L128 39V41L127 42H125V39L123 40V38L121 37V32H120V30L121 29H119V27H118V23H117V21L118 20H120L121 19V17L118 19V20H116V18L114 19V14L112 13V11L113 10H115V7H114V9L113 10H111L110 8H109V3L108 2H106V0H102L101 2H100V0H36ZM114 1V0H113ZM177 1V0H176ZM179 1V0H178ZM120 2V7H121V9L119 8V11H121L123 14H124V24H126V22H127V24H126V26L128 27L129 26V28H130V32L132 33H134V34H136L137 36H138V38L137 39H135V40H140V45H139V50L138 51H140V50H142L143 51V54H145L146 56L147 55H149L150 53L151 54H155L156 52H155V49L157 48L159 51H160V49H162L161 48V45L163 44L162 43V37L164 36V33H166L167 34V41H168V44H169V47H166V48H168L167 49V56H165V57H168V63H166L165 62V64L163 63V65L161 64V66L159 67V69H157V70H155L154 69V67H156V65L155 66H153V68H151V69H149L150 70V72H151V74L152 75H156L157 76V78L155 79V80H157L156 82H154V83H157L158 82V80H163L164 81V76H162V75H165L166 74V72H168L169 71V68H171V67H173V69H172V73L177 77V79H178V82L177 81H175V82H177V83H175V85L177 84L178 85V87H179V89L177 90V87H175L174 86V79L170 76V72H168V75L171 77V78H169L170 80H171V83H173V84H170L169 82H167V86L165 87V89L166 88H170V90L168 91V95H169V98L170 99H168L169 100V102H166L165 101V104L166 103H168V105H169V107L171 106V107H173V109H178V110H180L181 108L180 107H178L179 106V103H182V105L185 107V112H186V109H187V112H186V114L188 115V122H189V127L187 128V131L188 132H193V131H195V128H196V131H199V133H200V131H204V129H205V127H208L209 126V124H211L212 122H214V121H216L215 120V118H212L216 113L218 114V113H221L222 111V109H224V106L226 107V106H228V104H230V99L228 100V98L229 97H231L230 95H233V102H232V108L233 109H235V112H234V110L232 111V116L231 117H228L227 118V120L225 121L226 122V125H228L229 124V133H230V137H231V139L234 137V134H235V132H234V124L236 123V124H238V119H237V117H239L240 115H243V114H246L248 111H249V109L251 110L252 108L255 110V108H256V110L258 111V113L256 114V117H254V121H252L251 119H244V123H243V125H245V127H244V129H245V131H243V132H245V133H247V134H249L250 133V131L251 130H249V132H247V129H246V127H249V125H250V127L252 128V131H251V135H250V137L248 138L249 140H251V141H255L256 140V136L258 135V133H259V128H258V122H264V91L261 93V95H259V97L257 96V98L258 99H255L254 98V95L253 94H255V92H253L252 93V95H250L249 93L253 90V91H256L255 89H257V88H259L262 84H263V87H264V0H180L178 3H179V16L178 17H180L181 18V20H180V18H179V20H180V22H179V26H176L174 29H170L169 30V28H170V24L173 22H170L171 21V19L173 18V15H174V5H173V2H174V0H120L119 1ZM113 3V2H112ZM111 3V4H112ZM240 3V5H238ZM83 5H85V12L83 11ZM104 5V6H103ZM21 6H22V3H21ZM178 6V5H177ZM37 7H39V6H37ZM111 7V6H110ZM113 7V6H112ZM39 9V8H38ZM31 10V9H30ZM47 11V12H46ZM77 11V12H76ZM116 11V10H115ZM33 13V12H32ZM38 13V12H37ZM118 13V12H117ZM39 15V14H38ZM117 15V14H116ZM236 15H237V17H238V25H240L239 27H240V29H239V33H238V38L237 37H235L234 35V37L232 38V39H234L233 41H232V43H233V45H231V46H233V57L231 58V67L233 68V69H235V72L234 71H232L231 73H229L228 72V74H227V77L225 76V74H222V77H220L219 76V74H217V72L216 71H218V68H219V66H218V64H219V59H218V54H216V56H215V53L213 54V52H212V54L211 53H209L208 52V50H206L205 49V47L206 46H208V45H210L211 43H220V42H222L221 40V37L222 36H226V35H228V33L230 32V30H231V28L233 27V25L236 23L235 22V20H236ZM39 16H41V15H39ZM121 16V15H120ZM174 17H175V15H174ZM58 19H60V21H57ZM42 20H45L46 21V18H42ZM173 20V19H172ZM179 20H177V22L179 21ZM44 21V22H45ZM233 21L235 22V23H233ZM44 22H42V24L43 25H41V27L40 28H38V30H37V32H41L40 34H42V32L43 31H45V32H49V30H46V24L44 23ZM48 23V22H47ZM51 23V22H50ZM121 23H122V21H121ZM170 23V24H169ZM49 24V23H48ZM123 24V23H122ZM177 24V23H176ZM175 24V25H176ZM174 25V26H175ZM178 25V24H177ZM27 26V25H26ZM33 26V25H32ZM120 26V25H119ZM235 26V25H234ZM21 27H23V26H21ZM49 27H50V25H49ZM125 27V26H124ZM172 27V26H171ZM30 28V27H29ZM35 28V27H34ZM173 28V27H172ZM31 29V28H30ZM33 30V29H32ZM126 31H128V30H126ZM35 32V31H34ZM20 33H24L23 32V30L20 32ZM44 33V32H43ZM123 33V32H122ZM131 33H129V35H131ZM25 34V33H24ZM26 35V34H25ZM33 35V34H32ZM133 35V34H132ZM43 36H45V35H43ZM42 36V37H43ZM135 35H133V37H134ZM166 36V35H165ZM29 34L28 35H26V37H25V39H24V44H25V46H24V51H26L27 53H28V55L27 56H25V57H28V59L30 60V58L33 60H35V58H36V53H35V50H33V48L31 47V45H32V43L31 42H29ZM38 38V37H37ZM45 38V37H44ZM108 38H109V42L107 41L108 40ZM39 39V38H38ZM122 39V40H121ZM162 39V40H161ZM216 39V40H215ZM235 39H236V42H235ZM36 40V39H35ZM120 41V43H121V48L117 45V42L116 41ZM148 40V41H147ZM41 41H44L43 39L41 40ZM130 41H131V44H130ZM165 41V40H164ZM37 42V41H36ZM136 42V41H135ZM134 42V43H135ZM166 42V41H165ZM43 43V42H42ZM41 44V43H40ZM138 44H139V42H138ZM22 45V44H21ZM38 45V44H37ZM214 45V44H213ZM49 46V45H48ZM107 46V47H106ZM135 46H136V44H135ZM160 46V47H159ZM35 47H36V45H35ZM46 47V46H45ZM138 47V46H137ZM136 47V48H137ZM18 48V47H17ZM23 48V47H22ZM21 48V49H22ZM51 48H54L55 49V47H51ZM160 48V49H159ZM20 49V48H19ZM18 49V50H19ZM138 49V48H137ZM232 49V48H231ZM63 50H61V51H63ZM125 50H127L126 51V54H125ZM23 51V50H22ZM21 52V51H20ZM25 52V55L27 54ZM48 52V51H47ZM162 52H163V50H162ZM48 53H51V51L50 52H48ZM59 53V52H58ZM157 53H158V51H157ZM48 55V54H47ZM51 55H54L53 53H51ZM60 55V54H59ZM63 55H64V53H63ZM141 55H142V53H141ZM158 55H160L159 53H158ZM55 56V55H54ZM85 56V55H84ZM134 56V55H133ZM155 56H157L156 54H155ZM24 57V56H23ZM37 57H38V55H37ZM135 57V56H134ZM136 57H138V56H136ZM141 57V56H140ZM140 57H138V58H140ZM55 57H53L52 58V61H53V59H54ZM66 58V57H65ZM131 58V57H130ZM145 58V57H144ZM148 58V57H147ZM146 58V59H147ZM161 58V57H160ZM159 58V59H160ZM216 58V59H215ZM14 59V58H13ZM26 59V58H25ZM63 59H64V57H63ZM67 59V58H66ZM66 59H64V60H66ZM84 59V58H83ZM103 59L105 60V65H107V67L105 66V65H102L103 64ZM10 60H11V58H10ZM44 60V59H43ZM47 60H48V58H47ZM51 60V59H50ZM55 60V59H54ZM57 60V59H56ZM75 60V61H74ZM81 60V59H80ZM135 60V59H134ZM138 60V59H137ZM140 60V59H139ZM148 61L147 62H149V60L150 59H147ZM18 60H15V62H17ZM45 61V60H44ZM58 61V60H57ZM63 61V60H62ZM145 61V60H144ZM151 61H152V59H151ZM156 61H157V59H156ZM155 61V62H156ZM67 61H65V63H66ZM78 62V61H77ZM153 62V61H152ZM23 63V62H22ZM27 63V62H26ZM25 63V64H26ZM29 63V62H28ZM36 63H38V62H36ZM43 63H45V62H43ZM54 63V62H53ZM52 63V64H53ZM82 63V62H81ZM102 63V64H101ZM157 63V62H156ZM159 63V62H158ZM161 63V62H160ZM18 64V63H17ZM20 64V63H19ZM32 64H35V63H32ZM31 64V65H32ZM55 64H57L56 62H55ZM62 64V63H61ZM61 64L59 63V65L61 66ZM155 64V63H154ZM154 64H152V65H154ZM21 65V64H20ZM31 65H29V68H30V66ZM43 65V64H42ZM45 65V64H44ZM64 65V64H63ZM69 65V64H68ZM138 65H139V63H138ZM152 65H151V67H152ZM160 65V64H159ZM225 65V64H224ZM10 66V65H9ZM27 66H28V64H27ZM27 66H25V67H27ZM49 66V65H48ZM59 66V67H60ZM72 67H70V66H65L64 65V67H62V68H64V70L65 71H68V69H70V70H72V71H68V73L70 74V73H72L73 74V72L75 71V72H77V67L73 64V65H71ZM132 66V65H131ZM150 66V65H149ZM12 67H13V65H12ZM20 67V66H19ZM37 67V66H36ZM35 67V68H36ZM43 67V66H42ZM57 67H58V65H57ZM58 67V68H59ZM79 67V66H78ZM105 67H106V70L104 71V69H105ZM7 68V67H6ZM45 68V67H44ZM51 68V67H50ZM134 68V67H133ZM132 68V69H133ZM174 68H175V70H177V69H179V70H181V73H178L177 71H175L174 70ZM61 69V68H60ZM109 69V70H108ZM145 69H148V68H146L145 67ZM217 69V70H216ZM224 69H225V66H224ZM17 70V72L19 71V69H16ZM30 70V69H29ZM33 70V69H32ZM35 70V69H34ZM47 70H49V68L47 69ZM83 69L81 68V71H82ZM113 70V71H112ZM144 70V69H143ZM6 71V70H5ZM7 71H8V69H7ZM41 71V70H40ZM61 71H63V70H61ZM115 71V72H114ZM184 71H187V72H190L191 74L190 75H192V78L191 77H187V78H189V79H185V76H187V75H183L184 73H182V72H184ZM46 72V71H45ZM44 72V73H45ZM49 72V71H48ZM84 72H86V71H84ZM83 72V73H84ZM92 72V73H91ZM113 72L115 73V75H113L112 77H113V79H112V77H111V80L109 81V77L113 74ZM135 72V71H134ZM30 73H31V71H30ZM35 73H37V72H35ZM63 73H65L64 71H63ZM79 73V72H78ZM205 73V74H204ZM33 74V73H32ZM31 74V75H32ZM65 74H67V73H65ZM69 74H68V76H69ZM71 74V75H72ZM135 74V73H134ZM182 74V75H181ZM21 75V74H20ZM86 75V74H85ZM88 75V74H87ZM149 75V74H148ZM189 75V76H190ZM6 76H7V74H6ZM11 76H12V74H11ZM37 76H38V74H37ZM37 76H36V82L37 81H39V80H37ZM48 75H46V77H47ZM58 76V75H57ZM75 76V75H74ZM77 76H78V74H77ZM80 76V75H79ZM147 76V75H146ZM150 76V75H149ZM167 76V75H166ZM32 77V76H31ZM38 77H40V76H38ZM43 77V76H42ZM48 77H50V76H48ZM59 77V76H58ZM61 77V76H60ZM66 77V76H65ZM70 77H72V76H69V78ZM82 77H84V76H82ZM96 77V76H95ZM16 78V77H15ZM21 78L22 77H20V78H18L19 79V82H17L18 83V85H22V83L23 82H21L20 80H21ZM34 78V77H33ZM51 78V77H50ZM153 78H155V77H153ZM152 78V79H153ZM167 78V77H166ZM165 78V79H166ZM10 79V78H9ZM9 79H8V82H9ZM38 79H40V82L41 81H43V79L41 80V77L40 78H38ZM45 79V78H44ZM47 79H49V78H47ZM47 79H46V81H47ZM96 79V78H95ZM32 80V79H31ZM57 80V79H56ZM59 80H61V79H59ZM69 80H71V81H74L75 82V80L73 79H68L67 81L69 82ZM85 80V81H86ZM140 80H141V82H140ZM228 80V81H227ZM15 81V80H14ZM26 81H27V79H26ZM25 81V82H26ZM49 81V80H48ZM50 81H51V79H50ZM55 81V80H54ZM53 81V82H54ZM71 81H70V84H71ZM154 81V80H153ZM168 81V80H167ZM10 82H11V80H10ZM35 83V81H32L31 83ZM78 82V81H77ZM83 82H84V79H83ZM150 83H151V81H149ZM30 83V82H29ZM33 83V84H34ZM37 83H39V82H37ZM43 83V82H42ZM59 83H60V81H59ZM61 83H62V80H61ZM149 83V84H150ZM153 83V82H152ZM151 83V84H152ZM153 83V84H154ZM164 83V82H163ZM32 84V85H33ZM40 84V83H39ZM38 84V85H39ZM50 84V83H49ZM56 85H57V82L55 83ZM63 84V83H62ZM61 84V85H62ZM68 84V83H67ZM76 84V83H75ZM74 84V85H75ZM117 84V85H116ZM148 84V85H149ZM162 84V83H161ZM54 85V84H53ZM55 85V86H56ZM73 85V86H74ZM157 85H160L159 83H157ZM156 85V87H158ZM72 85H70V89L69 90H67L68 88H65V92H61V96H63V98H61V100H59V104H58V107H57V115H58V120L60 121L59 123H61L62 125V127L64 128V130L63 131H61V132H63L64 133V135H65V137H67V136H69L70 134H71V137H72V139H76V138H78V132H76V128L78 129V130H80L81 131V126H83L82 125V123L84 122L83 120L85 119V116H86V114H88V112H87V110H86V108L88 107V105L90 104H88V102H86V104H85V106H83V109H85V110H82V113L81 114H78V116L76 117L75 115H76V111L78 110V109H76V105H75V101L77 100L78 101V99H77V97H78V95H77V93H76V89L74 90L73 88H75V87H73ZM78 86H80V85H77L76 87H78ZM83 86V85H82ZM88 86V85H87ZM227 86H229L228 88H227ZM3 87V86H2ZM8 87V86H7ZM23 87V86H22ZM22 87L20 88L21 90L19 91V92H23L24 90L22 89ZM37 87V86H36ZM41 87H42V85H41ZM65 87H69L68 85H66ZM149 87V86H148ZM153 87H155V86H153ZM162 87V86H161ZM176 88V90H175V88ZM24 88V87H23ZM64 88V87H63ZM168 88V89H169ZM8 89V88H7ZM46 89V88H45ZM45 89H43L44 91H45ZM57 89H58V87H57ZM151 89H153V88H151ZM61 90H62V88H61ZM67 90V91H66ZM7 91V90H6ZM43 91V92H44ZM165 91V90H164ZM227 91H229L230 93L227 95V96H225L226 94H227ZM1 92H2V90H1ZM79 93H81L80 92V90L78 91ZM83 92V91H82ZM8 93V92H7ZM57 93H59V91H57ZM157 93V92H156ZM179 93V94H178ZM260 93V92H259ZM2 94V93H1ZM0 94V95H1ZM87 94V95H88ZM158 94H160V92H158ZM161 94H164L163 93V91H162V93ZM160 94V95H161ZM166 94V93H165ZM164 94V95H165ZM170 94H172V96L170 95ZM220 94V95H219ZM222 94V95H221ZM66 95V96H65ZM147 95L149 96V100L150 101H148V100H146V97H147ZM217 95H219V98H220V96H221V105L219 106V99L217 100V99H215L216 97H217ZM53 96V95H52ZM3 97V96H2ZM4 97H5V95H4ZM89 97V96H88ZM161 97H162V95H161ZM161 97H159L161 100L160 101H162V98ZM227 97V98H226ZM10 98V97H9ZM19 99L16 101L17 103L20 101V100H23L22 98H20V97H18ZM69 98V99H68ZM82 98V97H81ZM91 98V97H90ZM89 98V99H90ZM145 98V99H144ZM165 98V97H164ZM205 98L206 99H208V98H210V99H208L209 101H211L212 100V102L214 101V108L211 110V108H210V110L209 109H207L208 111H206L204 114H202V113H198L197 112V109H195L194 108V106H196V108H200V109H202V107H203V105H204V101H205ZM86 99V98H85ZM197 99V100H196ZM215 99V100H214ZM43 100V99H42ZM82 100H84V98L82 99ZM91 100V99H90ZM163 100H165V99H163ZM167 100V99H166ZM204 100V101H203ZM4 101V100H3ZM8 101H9V99H8ZM226 101V102H225ZM14 102V101H13ZM16 102H15V104H16ZM56 102V101H55ZM54 102V103H55ZM80 102H81V99H80ZM84 102V101H83ZM67 103V104H66ZM79 103V102H78ZM163 103V102H162ZM210 103V102H209ZM46 104V103H45ZM76 104H77V102H76ZM92 104V103H91ZM118 104H120V106L118 105ZM175 104H178V105H175ZM205 104H207V103H205ZM56 105H57V103H56ZM78 106L77 107H79V104H77ZM93 105V104H92ZM92 105H91V107H92ZM157 105H158V107H157ZM163 105V104H162ZM208 105H210V104H208ZM212 105V104H211ZM9 106V105H8ZM7 106V107H8ZM21 106V105H20ZM46 106V105H45ZM74 106H75V108H74ZM164 106V105H163ZM166 106V105H165ZM250 106H251V108H250ZM53 107V106H52ZM89 108L88 107V110L89 109H93V108ZM182 107V106H181ZM223 107V108H222ZM9 108V107H8ZM166 108H167V106H166ZM222 108V109H221ZM10 109V108H9ZM19 109V108H18ZM53 109V108H52ZM205 109V108H204ZM221 109V110H220ZM226 109V108H225ZM231 109V108H230ZM229 109V110H230ZM47 110V109H46ZM53 110H55V109H53ZM166 110V109H165ZM168 110V109H167ZM184 110V109H183ZM183 110H182V112H183ZM17 111V110H16ZM20 111V110H19ZM97 111V110H96ZM201 111V110H200ZM205 111V110H204ZM215 111H216V113H215ZM18 112V111H17ZM167 112V111H166ZM174 112H175V110H174ZM179 111H177V113H178ZM234 112V113H233ZM13 113V112H12ZM42 113H44V112H42ZM46 113V112H45ZM92 113V112H91ZM99 113H97V114H99ZM131 113V114H130ZM151 113H153V114H151ZM169 113H170V110H169ZM176 113V112H175ZM18 114H19V112H18ZM18 114L17 115H15L16 116V118H17V116H18ZM93 114V113H92ZM127 114V113H126ZM126 114L124 115V118H125V116H126ZM166 114V113H165ZM171 114H172V112H171ZM181 114H183V113H181ZM199 115V117H198V115ZM5 115V114H4ZM22 115V114H21ZM57 115H56V119H57ZM89 115V117H91V115H90V113L88 114ZM186 115V116H187ZM225 115V114H224ZM247 116H249L248 114H246ZM23 117H24V114L22 115ZM127 116H128V114H127ZM166 116V115H165ZM167 116H168V114H167ZM166 116V117H167ZM172 116V115H171ZM184 116V115H183ZM212 116V117H211ZM246 116V117H247ZM13 117V116H12ZM11 117V118H12ZM28 117V116H27ZM87 117V116H86ZM96 117V116H95ZM94 117V118H95ZM173 117H175L174 115H173ZM182 117V116H181ZM223 117V116H222ZM221 117V118H222ZM3 118H5V117H3ZM16 118L14 117V120H13V118H12V120H13V122L14 123H16L17 121H16ZM92 118V117H91ZM94 118H92V119H94ZM168 118V117H167ZM179 119H181V123H182V120L184 119V118H180V117H178ZM187 118V117H186ZM196 118L199 120V122H195L196 121ZM230 118V119H229ZM23 119V118H22ZM26 118H24V120H25ZM28 119V118H27ZM130 119H129V121H130ZM169 119V121H170V118H168ZM177 119V118H176ZM206 119H209V121L207 122V120ZM212 119V120H211ZM217 119H218V117H217ZM6 120V119H5ZM21 120V119H20ZM23 120V121H24ZM34 119H32V121H33ZM99 120V121H98ZM97 120V122H95L96 123V125L102 130V126H103V124L104 123H102V119H98ZM2 121V120H1ZM16 121V122H15ZM29 121V120H28ZM31 121V120H30ZM29 121V122H30ZM31 121V122H32ZM91 121V120H90ZM90 121H89V124H90ZM123 121H125V120H123ZM132 121V122H133ZM158 121H159V119H158ZM162 121V120H161ZM179 121V120H178ZM232 121H234V123L232 122ZM5 122H7V121H5ZM13 122L11 123V119L9 120V123L7 124V125H9L7 128L9 129V128H12V127H14V124H13ZM20 123H21V121H19ZM57 122V121H56ZM75 123L76 122V126L75 127H71V128H69V124L70 123ZM131 122V121H130ZM130 122H129V124H130ZM156 122H157V120H156ZM160 122V121H159ZM158 122V123H159ZM175 122H177V121H174V123ZM69 123V124H68ZM92 123H94V122H92ZM114 123V124H113ZM121 123V122H120ZM124 123V122H123ZM135 123L133 122V124H134V126H135ZM170 123V122H169ZM173 122H171V124H172ZM183 123H184V121H183ZM27 124V122H26V120H25V123H23V125L25 126ZM32 124V125H31ZM30 124V126L31 127H29V125H28V128H27V130L28 129H30L31 128V132H30V134L31 133H33V134H35V135H40V137H43V134H44V132H43V127H39V126H36V125H34V121L32 122ZM55 124V123H54ZM116 124V125H115ZM125 124V123H124ZM221 125H222V123H220ZM235 124V125H236ZM19 125V124H18ZM21 125V124H20ZM50 125V124H49ZM96 125H94L93 124V127L95 126L96 127ZM109 125V126H110ZM114 125V126H113ZM164 125H166L165 123H164ZM173 125V124H172ZM225 125V126H226ZM51 126V125H50ZM78 126V127H77ZM84 126H85V124H84ZM91 126V125H90ZM106 126H108L107 124H106ZM121 125H119V127H120ZM128 126V125H127ZM126 125H125V127H127ZM131 126H132V124H131ZM134 126H133V128H134ZM168 126V125H167ZM171 126V125H170ZM181 127L180 128H182V125H180ZM184 126V125H183ZM216 126V125H215ZM214 126V127H215ZM223 126V125H222ZM19 127H21V126H19ZM55 127H57V126H55ZM87 127V126H86ZM94 127V128H95ZM129 127V129H130V126H128ZM164 127V126H163ZM172 127V126H171ZM178 127V126H177ZM249 127V128H250ZM2 128V127H1ZM22 128V127H21ZM50 128V127H49ZM53 128V127H52ZM92 128V127H91ZM97 128V127H96ZM104 128V127H103ZM122 128V127H121ZM167 128V127H166ZM174 128H176V127H174ZM180 128H179V130H180ZM220 128H223V127H220ZM242 128V127H241ZM23 129H24V127H23ZM55 129V128H54ZM127 129V128H126ZM135 129V128H134ZM177 129V128H176ZM6 129L4 128L2 131H3V133L1 132V135H3V136H5L6 135V131H5ZM61 130V129H60ZM88 130V129H87ZM91 130V129H90ZM89 130V131H90ZM93 130V129H92ZM105 130V129H104ZM131 130V129H130ZM166 130V129H165ZM10 131V130H9ZM21 131V130H20ZM26 131V130H25ZM83 131V130H82ZM118 132H119V130H117ZM122 130H120V133H119V136H120V134L123 132H121ZM125 131V130H124ZM135 131H136V129H135ZM174 131V130H173ZM242 131V130H241ZM14 132V131H13ZM93 132V131H92ZM97 132H99V130L97 131ZM104 132V131H103ZM129 132H132L133 133V131L131 130V131H129ZM129 132H127L128 134H124L123 135V137L124 136H127V138H126V140L127 141H125V142H128V143H130L129 141H131V138L133 137V136H131V138H130V133ZM140 132V131H139ZM157 132H158V134H157ZM180 132V131H179ZM182 133L184 132L183 130L181 131ZM209 132V131H208ZM207 131L205 132V133H208ZM218 132V131H217ZM105 133H106V131L104 132V133H102V132H100V135H99V139H98V141H103V142H105V143H107L108 141L110 142V140H111V132L109 131L107 134H108V138L105 140ZM110 133V134H109ZM187 133V132H186ZM204 133V132H203ZM203 133H201V135L203 134ZM215 133V132H214ZM213 133V134H214ZM223 133V132H222ZM88 134V133H87ZM92 134V133H91ZM90 134V135H91ZM112 134V136L115 138V137H117L118 135H113ZM135 134H136V132H135ZM198 134V133H197ZM212 134V135H213ZM1 135H0V137H1ZM86 135V134H85ZM122 135V134H121ZM137 135V134H136ZM153 135H155V136H153ZM183 135V134H182ZM186 135V134H185ZM200 135V134H199ZM206 135V134H205ZM207 135H209V134H207ZM242 135V134H241ZM93 136V135H92ZM139 136V137H140ZM224 136V135H223ZM23 137V136H22ZM80 137H81V139H85V140H83L82 142V144H84V146H80V150H81V148L82 147H84V149L87 151H89V148H88V146H90V140L89 141H87V136H83V132H81L80 133ZM83 137V138H82ZM95 137H96V135H95ZM135 137V136H134ZM198 137H200V136H198ZM208 137V136H207ZM210 137V136H209ZM3 138V137H2ZM5 138V137H4ZM19 137H17L16 139H18ZM90 138V137H89ZM93 138V137H92ZM119 138H121V136L119 137ZM137 138H138V136H137ZM141 138V137H140ZM206 138V137H205ZM219 138H221L220 136H219ZM223 138H225V137H223ZM15 139V140H16ZM134 139V138H133ZM204 139V138H203ZM203 139L200 137V141L199 142H203ZM211 139V138H210ZM80 140V139H79ZM95 140V139H94ZM140 140V139H139ZM141 140H143V139H141ZM226 140H227V138H226ZM229 140V139H228ZM23 141H25V140H23ZM52 141H53V146H54V143L56 142V138L55 137H52ZM59 141V140H58ZM112 141H113V138H112ZM157 141V140H156ZM158 141H160V140H158ZM175 141V140H174ZM206 141L208 142V140H207V138H206ZM216 141V140H215ZM222 141H223V139H222ZM221 140H220V143L222 142ZM13 142V141H12ZM19 142V141H18ZM70 143H72L73 144V140H71V141H69ZM92 142V141H91ZM120 142V141H119ZM140 142V141H139ZM146 142V141H145ZM153 142V141H152ZM178 142V140L175 142V143H177ZM15 143V142H14ZM24 143V142H23ZM93 143V142H92ZM111 143V142H110ZM121 144H122V138H121V142H120ZM135 143H137V142H135ZM142 143H144L143 141H142ZM159 143H161L160 144V147L161 146H163V148H164V145L163 144H165V142L163 143V142H159ZM182 143V142H181ZM183 143H184V141H183ZM194 143V142H193ZM204 143V142H203ZM211 143V142H210ZM215 143V142H214ZM224 143V141L222 142V144ZM228 143V142H227ZM236 143H237V140H236ZM240 143V142H239ZM13 144V143H12ZM11 144V145H12ZM18 144V143H17ZM49 144V145H48ZM48 144L46 143V141H44V142H41V146H39L38 147V150H41V148L43 149V150H45V153L46 154H44V152L43 153H41V156H42V158L44 159V160H47V159H49L50 158V156H49V151L50 152H52V148H55V146L53 147V146H51L50 145V142H48ZM120 144V145H121ZM147 144V143H146ZM149 144V143H148ZM150 144H155V140H154V143H150ZM150 144H149V147L151 148V146H153V145H151L150 146ZM157 144V143H156ZM15 145V144H14ZM88 145V146H87ZM105 145V144H104ZM104 145H102V146H104ZM123 145H124V143H123ZM122 145V146H123ZM126 145H129V144H127L126 143ZM145 145V144H144ZM175 145H177V144H175ZM174 145V146H175ZM186 145V144H185ZM193 146L192 144H189V146L188 145H186V147L188 146V147H190V148H192L191 146ZM200 145H202V144H200ZM207 145H208V143H207ZM209 145H211V144H209ZM214 145V144H213ZM220 145V148L222 147V146H224V144L221 146V144H219ZM239 145V144H238ZM25 146V145H24ZM93 146V144H91V147ZM96 146V145H95ZM101 146V147H102ZM111 146V145H110ZM147 146V145H146ZM145 146V147H146ZM156 146V145H155ZM178 146V145H177ZM183 146V145H182ZM196 146V145H195ZM17 147V146H16ZM19 147V146H18ZM100 147V146H99ZM114 147H115V149H116V144H114ZM149 147L147 148L148 149V151L147 152H149V150L152 152V149H149ZM194 147V146H193ZM202 147V146H201ZM207 147V146H206ZM205 147V148H206ZM211 147H212V145H211ZM258 147V146H257ZM10 148H12V147H10ZM9 148V149H10ZM22 148H24V147H22ZM98 148V147H97ZM112 147H110V149H111ZM124 148V147H123ZM157 148V147H156ZM189 148V149H190ZM203 148V147H202ZM217 148V147H216ZM223 148V147H222ZM244 148V147H243ZM20 149V148H19ZM25 149H27V148H25ZM159 149V148H158ZM188 149V150H189ZM213 147H212V152L214 153V151H213ZM104 150H105V148H104ZM124 151H125V149H123ZM145 150H146V148H145ZM154 150H155V152L156 151H158V150H156L155 149V147H154ZM161 150V149H160ZM169 150H171V149H169ZM168 150V152H171V151H169ZM186 150V149H185ZM193 150V152H195L196 153V151H197V149H192ZM223 150V149H222ZM225 150V149H224ZM1 151V150H0ZM8 151L9 150H7V153H8ZM11 151H13L12 149H11ZM16 151V150H15ZM23 151V150H22ZM97 151V150H96ZM119 151V150H118ZM123 151V152H124ZM142 151V150H141ZM183 151V150H182ZM201 151H204V150H201ZM207 151V150H206ZM206 151H205V153H206ZM210 151V150H209ZM218 151V150H217ZM220 151V150H219ZM228 151V150H227ZM23 152H25V150L23 151ZM67 152L69 153V156H70V158H71V160H72V163H74L75 164V166L77 165V164H79L81 161H82V159H81V154H80V152L81 151H74V150H72V149H70V151H68L67 150ZM94 152V151H93ZM102 152V154L104 153L103 151H101ZM134 152H135V150H134ZM187 152V154L189 155H192L191 153H192V151H191V153H188V151H186ZM224 152V151H223ZM5 153H6V151H5ZM13 153H15V152H13ZM19 153H21V152H19ZM18 153V154H19ZM121 153V152H120ZM126 153V152H125ZM124 153V154H125ZM132 153V152H131ZM137 153V152H136ZM158 153V152H157ZM163 153H164V151H163ZM183 154H184V152H182ZM194 153V154H195ZM203 153V152H202ZM218 153V152H217ZM2 154V153H1ZM4 154V153H3ZM25 154V153H24ZM115 154V153H114ZM124 154H122V155H124ZM127 154H129V153H127ZM145 154H147V153H145ZM155 154V153H154ZM160 154V153H159ZM159 154L157 155V156H159ZM161 154H162V152H161ZM172 154H173V152L171 153V156H172ZM179 154V153H178ZM209 154H210V152H209ZM208 153H206V155H207V157H208V155H209ZM212 154V153H211ZM226 154H228L227 152H226ZM230 154H231V156H230V159H232V152H230ZM243 154H246V155H250V147H248V149L245 151V149H244V151H243ZM11 155V154H10ZM15 155V154H14ZM26 155V154H25ZM24 155V156H25ZM58 155V154H57ZM98 155V154H97ZM100 155H101V153H100ZM113 155V154H112ZM152 155V154H151ZM163 155V154H162ZM188 155H184L185 156V159H184V164H186L187 166H189L190 165V161H191V159H189L188 157H190V156H188ZM214 156H216L217 154H213ZM219 155H221V152H220V154ZM4 156H6V155H4ZM125 156V155H124ZM147 156V158H148V156L149 155H146ZM145 156V157H146ZM153 156H155V155H153ZM169 156H170V154H169ZM170 156V157H171ZM173 156H174V154H173ZM195 156H197V154L195 155ZM204 156V155H203ZM214 156H213V158H214ZM229 156V155H228ZM3 157V156H2ZM9 157V156H8ZM26 157V156H25ZM101 157V156H100ZM123 157V156H122ZM122 157H120V158H122ZM126 157V156H125ZM127 157H128V155H127ZM132 157H134V156H132ZM169 157V158H170ZM193 157V156H192ZM210 157H211V155H210ZM216 157H218V156H216ZM215 157V158H216ZM225 157H227V155L225 156ZM225 157H220V159L222 158V160L225 158ZM5 158V157H4ZM10 158V157H9ZM12 158H13V154H12ZM200 158H201V156H200ZM209 158V157H208ZM212 158V157H211ZM57 158H52V159H50L49 160V164H50V168H51V173H50V176H49V174H48V172H44L43 173V175H47L48 177H50V180L52 181V183H53V186L55 187V188H53V191L52 192H50L49 194H47V198H48V202H49V204H50V202L51 201H53V202H55L56 204L59 202L60 203V201H59V197H60V194H62V192L61 193H59L58 191L60 190L59 189V187L61 188V183H60V179H59V174L61 173L60 171H59V169H57V172L58 173H56V170L52 167V165L53 164H55V160H56ZM115 159L117 160V162H119L118 161V159H117V157H115ZM133 159V158H132ZM158 159V158H157ZM172 159V158H171ZM174 159H176V157H174ZM204 159V158H203ZM206 159V158H205ZM229 159V157H227V160ZM5 160V159H4ZM10 160V159H9ZM27 160V159H26ZM159 160V159H158ZM194 160V159H193ZM196 160V159H195ZM198 160H199V158H198ZM211 160L212 159H209L208 161H210L211 162ZM214 160V159H213ZM225 160V159H224ZM0 161H1V158H0ZM109 161H110V164L113 166V168L115 169V171L117 170L118 171V169L123 173V174H126V170H128V169H126L127 167H124L125 165H126V163H125V160H123L124 161V163H125V165L124 164H121V165H124L123 167H119L118 165H116L114 162H113V159L112 158H109ZM143 161H145V160H143ZM204 161V160H203ZM231 161V160H230ZM235 160H233L232 159V162L233 163H235L234 162ZM8 162V161H7ZM28 162H29V160H28ZM131 162H133V161H130V164H131ZM139 162H141V160L139 161ZM151 162V161H150ZM256 162V161H255ZM0 163H2V162H0ZM3 163H5L4 161H3ZM121 162H119V164H120ZM152 163V162H151ZM165 163V162H164ZM183 163V162H182ZM194 163V162H193ZM6 164V163H5ZM4 164V165H5ZM169 164V163H168ZM183 164V165H184ZM203 164V163H202ZM209 164V163H208ZM220 164H224V163H222V161H220ZM230 164V163H229ZM260 164V163H259ZM2 165V164H1ZM141 165H142V167H143V165H145V163L143 164V163H141ZM163 165V164H162ZM166 163H165V169L167 168L168 169V167H166ZM171 165V164H170ZM169 165V166H170ZM201 165V164H200ZM211 165V164H210ZM3 166V165H2ZM28 166V167H27ZM134 166V165H133ZM175 166V165H174ZM257 166V165H256ZM30 165L28 164V163H25V171H24V177H25V179L24 178H19L20 179V183L19 184H21V186L25 189V184H26V190H27V192H26V194L27 195H25V196H28V199H30L31 201H33L32 199L33 198H35L34 196H36V195H38L37 193L36 194H34L33 193V191H32V187H34V179H33V177L31 176V173L33 174V171L31 170L32 168L30 167ZM64 167V166H63ZM131 167V166H130ZM162 167V166H161ZM180 167V166H179ZM201 167H203V165H201ZM210 167V166H209ZM225 167V166H224ZM228 167V166H227ZM249 167V166H248ZM253 167H255V166H253ZM9 168V167H8ZM7 168V169H8ZM132 168V167H131ZM138 169L140 168V167H137ZM207 168V167H206ZM222 168V167H221ZM251 168H252V166H251ZM33 169H34V167H33ZM223 169H226V168H223ZM245 169V168H244ZM3 170H5V169H3ZM129 170H132L133 171V173L134 174H136L135 173V168L133 169H129ZM128 170V171H129ZM169 170V169H168ZM171 170L173 171V173H175L174 172V170H175V168H174V170L172 169V167H171ZM182 170H183V168H182ZM187 170V169H186ZM206 170V169H205ZM231 170H232V168H231ZM249 170V169H248ZM30 171H32V172H30ZM90 171H92V169L90 170ZM131 171V172H132ZM156 171H157V173H158V175H159V177H160V174H159V171H158V168H156ZM160 171H162V170H160ZM178 170H176V172H177ZM209 171V170H208ZM229 171V170H228ZM261 171V170H260ZM140 172H142V169L140 170ZM196 172V171H195ZM128 173V172H127ZM133 173H132V175H133ZM169 173H170V171H169ZM168 173V174H169ZM179 173V172H178ZM197 173V172H196ZM208 173V172H207ZM58 174V175H57ZM74 174H76V173H74ZM73 174V175H74ZM131 174V173H130ZM172 174V172L170 173V175ZM177 174V173H176ZM175 174V175H176ZM181 174V173H180ZM218 174V173H217ZM77 175V174H76ZM163 175V174H162ZM179 175V174H178ZM177 175V176H178ZM203 175V174H202ZM211 175V174H210ZM222 175V174H221ZM227 175H228V172H227ZM243 175V174H242ZM253 174H251V176H252ZM261 175V173L259 174V176ZM262 175H264V174H262ZM34 176V175H33ZM126 176V175H125ZM131 176V175H130ZM9 177V176H8ZM128 177V176H127ZM179 177V176H178ZM189 177V179H190V175L188 176ZM262 178H264L263 176H261ZM5 178H6V175H5ZM63 178V177H62ZM102 177H99V179H101ZM121 178V177H120ZM129 178V177H128ZM169 178H171V177H169ZM168 178V179H169ZM185 178H186V176H185ZM184 178V179H185ZM194 178V177H193ZM258 178V177H257ZM6 179H8V178H6ZM76 179V180H75ZM73 178V179H71V182H73V184L74 185H78V183H77V178ZM161 179V178H160ZM160 179H159V181H160ZM163 179H164V177H163ZM176 179V178H175ZM214 179V181L215 182H217L216 181V179L214 178V177H212V180ZM221 179V178H220ZM225 179V178H224ZM174 180V179H173ZM172 180V181H173ZM183 180V179H182ZM182 180L180 181V183L182 182ZM196 180V179H195ZM222 181V183H223V179H221ZM231 180H233V179H231ZM8 181H10V180H8ZM7 180H6V184H7V182H8ZM18 181V180H17ZM62 181V180H61ZM80 181V180H79ZM78 181V182H79ZM101 181V180H100ZM99 181V182H100ZM168 181H170L171 182V180H168ZM168 181H166L167 183H168ZM200 181V180H199ZM241 181V180H240ZM257 181L259 182V180L257 179ZM85 182V181H84ZM102 182V181H101ZM175 182V181H174ZM184 182V181H183ZM218 182H220V181H218ZM238 182V181H237ZM242 182V181H241ZM162 183H164V182H162ZM202 183V182H201ZM225 183V182H224ZM238 183H240V182H238ZM262 183V182H261ZM264 183V182H263ZM8 184H10V183H8ZM7 184V185H8ZM90 184V183H89ZM101 184V183H100ZM107 184V187H108V194H109V197H110V199L111 200H113V202L112 201H110V199H109V201H110V203H111V205H113L114 206V209H115V211H116V207L118 206V203L117 204H115L114 203V199L118 202L119 200H120V203H121V206L124 208H127L128 207V205L125 203L126 201H128L127 200V197L125 196V193L124 192H122V195H121V192H120V189H119V187H117V186H115V185H113L112 184V182L111 183H106ZM176 184V183H175ZM195 184V183H194ZM206 184H208V183H206ZM218 184V183H217ZM232 184H234V183H232ZM258 184V183H257ZM36 185V184H35ZM87 185V184H86ZM86 185H85V187H86ZM104 185H105V183H104ZM154 184H152V186H153ZM174 185V184H173ZM180 185V184H179ZM179 185H178V187H179ZM189 185V184H188ZM199 185V184H198ZM89 186V185H88ZM87 186V187H88ZM148 186V185H147ZM152 186H151V188H152ZM194 186V185H193ZM207 186V185H206ZM205 186V187H206ZM218 186V185H217ZM10 187H11V185H10ZM93 186H91V187H89V188H92ZM150 187V186H149ZM159 188V186H156V188ZM187 187V186H186ZM263 187H264V185H263ZM7 188V187H6ZM56 188H57V190H56ZM65 188H67L66 186H65ZM75 188V187H74ZM151 188H148V189H150L151 190ZM169 189H170V187H168ZM177 188V187H176ZM184 188V187H183ZM255 188H256V184H255ZM12 189V188H11ZM28 189H29V191H28ZM88 189V188H87ZM173 189V188H172ZM193 189V188H192ZM192 189H191V191H192ZM198 189V188H197ZM227 189H228V187H227ZM9 190V189H8ZM144 190V189H143ZM157 190H159V189H156L155 191H157ZM162 190V189H161ZM184 191H185V189H183ZM61 191H63V190H61ZM68 191V192H67ZM77 191H79V190H77ZM106 191V192H107ZM134 191H135V193H138L135 189H134ZM149 191V190H148ZM153 191V193H154V190H152ZM259 191V190H258ZM9 193H10V191H8ZM20 192V191H19ZM25 192V190L22 192V193H24ZM28 192H29V194H28ZM66 192L67 193H69V190L67 189L66 190ZM146 192V191H145ZM150 192V191H149ZM148 192V193H149ZM165 192V191H164ZM170 192V191H169ZM183 192V191H182ZM189 192V191H188ZM195 192V191H194ZM208 192V191H207ZM224 192V191H223ZM13 193V192H12ZM32 193L34 194V196L32 195ZM102 193V192H101ZM155 193H159V192H155ZM171 193V192H170ZM175 193V192H174ZM205 193V192H204ZM226 193V192H225ZM235 193V192H234ZM236 193H237V195H238V193L239 192H237L236 191ZM7 194V193H6ZM6 194H5V196H6ZM20 194H21V192H20ZM19 194V195H20ZM63 194H64V192H63ZM73 194V193H72ZM81 194V193H80ZM145 194V193H144ZM144 194H142V195H144ZM162 194V193H161ZM177 194V193H176ZM180 194V193H179ZM183 194V193H182ZM263 194V193H262ZM46 195V194H45ZM73 195H75V194H73ZM76 197H78V192L76 193ZM147 195H149V194H147ZM159 195V194H158ZM214 195V194H213ZM234 195V194H233ZM7 196H9V195H7ZM20 196H23V194L22 195H20ZM81 196H82V194H81ZM123 196V197H122ZM176 196V195H175ZM178 196V195H177ZM215 196H216V194H215ZM263 196V195H262ZM3 197V196H2ZM10 197V196H9ZM9 197H7L8 199H9ZM24 197V196H23ZM37 197V196H36ZM63 197V196H62ZM149 197H150V195H149ZM190 197V196H189ZM221 197V196H220ZM224 195L222 196V198H223V202H224ZM86 198V197H85ZM84 198V199H85ZM103 198V197H102ZM156 199L158 198V197H155ZM154 198V199H155ZM161 198V197H160ZM160 198H159V200H157V202H158V204L159 205H157V208H155V206H154V210H153V212H151V216H152V218H153V224H152V226H151V230H150V241H151V243H153V245H154V255L155 256H158V255H160L162 252H163V254H161V256H163V257H166V252L165 251H162L161 249H159L157 246H158V240L160 239V238H158V240L156 239V237L154 236V233L153 232H155L156 233V235L158 236H160L161 237V235H162V232L163 231H165V232H167L166 231V222L167 221H165V215L162 213V209H163V203H162V200H160ZM169 198V197H168ZM179 198V197H178ZM183 198V197H182ZM185 198V197H184ZM252 198L254 199V197L252 196ZM256 198V197H255ZM8 199H5V200H8ZM24 199H26V198H24ZM37 199V198H36ZM36 199H34V201L36 200ZM39 199H41V197H39ZM164 199V198H163ZM177 199V198H176ZM213 199V198H212ZM216 199V198H215ZM262 199V198H261ZM20 200V199H19ZM67 200L68 199H66V202H67ZM246 200H247V196H246ZM246 200H244V201H246ZM258 200V199H257ZM256 200V201H257ZM22 201H24V200H22ZM62 201V200H61ZM169 201V200H168ZM187 201V200H186ZM192 201V200H191ZM206 201V200H205ZM229 201H230V203L231 204H236L237 202L236 201H232L231 200V195H230V198H225V202H224V205H225V203H229ZM264 201V200H263ZM9 202V201H8ZM35 202H37V201H35ZM34 202V203H35ZM65 202V203H66ZM70 202H73V203H75V208L74 209H72V212H71V214L69 215V216H76L77 217V219H75V220H72V219H70V221L74 224V226L73 227H70V228H73V234H76V237L74 236V240H73V238L71 239L72 241L71 242H69V244H68V246L65 248L64 247V245L65 244H63L62 245V247L61 248H58V249H62V257H64L65 259L64 260H66L67 261V263L69 264H71L73 261H75V259H74V251H75V249H77V254H76V256H77V260H76V263L75 264H96V260H95V257H93V256H91L92 255V253L90 252V251H96V249L98 248L96 245H94V242H93V240H88L87 239V241L88 242H90V246L88 247V249H84L83 247H80L79 248V244H80V242H79V239L80 238H82V234L84 233V228L87 226L88 227V224L85 226L84 224L85 223H83V222H85V221H83L84 219L82 218L83 216H85V218H88V217H86V214H87V216H91V212L93 213V209H92V211L87 207L86 209H84V204H86L84 201H82V199L80 200V199H75V198H70ZM166 202V201H165ZM247 202H249V201H247ZM255 202V201H254ZM258 202V201H257ZM262 202V201H261ZM261 202H260V204H259V206L261 205ZM11 203V202H10ZM10 203H9V206H10ZM19 203L21 204L22 202L21 201H19ZM25 203V202H24ZM23 203V204H24ZM42 203V202H41ZM62 203V202H61ZM73 203H72V206H73ZM123 203V204H122ZM143 203H144V201H143ZM178 203V202H177ZM192 203V202H191ZM242 203V202H241ZM253 203V202H252ZM165 204V203H164ZM198 204V203H197ZM238 204H239V202H238ZM243 204V203H242ZM242 204H241V207H243L242 206ZM245 204V203H244ZM263 204H264V202H263ZM22 205V204H21ZM32 205H33V203H32ZM32 205H30L31 206V209H32ZM37 205V204H36ZM66 206L68 205V204H65ZM65 205H63L64 207H65ZM176 205V204H175ZM195 205H196V203H195ZM204 205V204H203ZM237 205V204H236ZM235 205V206H236ZM247 205V204H246ZM246 205H244V206H246ZM17 206H19V205H17ZM43 206H45L46 208H48L47 207V205H46V202L45 201H43ZM57 206H58V204H57ZM61 206H62V204H61ZM71 206V205H70ZM238 206V205H237ZM256 206H258V205H256ZM20 207H22V206H20ZM23 207H27V206H24L23 205ZM64 207H62V208H64ZM95 207H97V206H95ZM165 207V206H164ZM175 207V206H174ZM184 207V206H183ZM231 208H232V206H230ZM255 207V206H254ZM16 208V207H15ZM14 208V209H15ZM19 208V207H18ZM69 208H71V207H69L68 206V210H69ZM106 208V207H105ZM146 208V207H145ZM209 208V207H208ZM207 208V209H208ZM210 208H212V207H210ZM224 208V207H223ZM225 208H227V207H225ZM230 208V209H231ZM237 208H239V207H237ZM237 208H235V209H237ZM246 208V207H245ZM50 209V208H49ZM59 209H60V207H59ZM113 209V208H112ZM171 209H173L174 210V208H171ZM195 209V208H194ZM197 209H199L198 207H197ZM228 209V208H227ZM234 209V208H233ZM22 210V209H21ZM25 210V209H24ZM62 210V209H61ZM64 210V209H63ZM67 210V209H66ZM106 210V209H105ZM108 210V209H107ZM138 210V209H137ZM140 210V209H139ZM145 210V209H144ZM147 210V209H146ZM145 210V211H146ZM184 210V209H183ZM206 210V209H205ZM209 210V209H208ZM222 210H224V209H222ZM9 211V210H8ZM23 211V210H22ZM49 211H51V209L49 210ZM65 211V210H64ZM148 211V210H147ZM164 211V210H163ZM199 211H200V209H199ZM202 211V210H201ZM232 211V210H231ZM231 211L229 212V214L231 213ZM246 211H248V210H246ZM21 212V211H20ZM35 212V211H34ZM34 212H33V214H34ZM113 212H114V210H113ZM180 212V211H179ZM178 212V213H179ZM198 212V211H197ZM210 212H211V210H210ZM215 212V211H214ZM223 212V211H222ZM222 212H221V214H222ZM225 212V211H224ZM223 212V213H224ZM32 212H30L29 214H31ZM62 213H64V212H62ZM115 213V212H114ZM150 213V212H149ZM166 213V212H165ZM192 214H193V212H191ZM207 213V212H206ZM213 212H211L210 213V215L212 214ZM17 214V213H16ZM19 214V213H18ZM36 214V213H35ZM42 214V213H41ZM69 214V213H68ZM120 214V213H119ZM127 214L128 213H126V216H127ZM172 214V213H171ZM194 214H196V213H194ZM201 214H203V213H201ZM215 214H217V212L215 213ZM234 214V213H233ZM244 214H245V212H244ZM9 215V214H8ZM24 215V214H23ZM26 215H27V213H26ZM44 215V219H43V221H42V223L40 224V225H42L43 226V228H44V230L43 229H41V227L39 228L40 229V231H41V234H40V236L41 237H43V239L44 240H42L43 241V245H44V241H46L47 242V244L50 246V240H51V238H53L52 236H53V233H52V230H53V228H52V223H51V221L48 219V213H44L43 214ZM61 215V214H60ZM123 215H124V211L122 210V214H120V218H122L120 221H121V225L124 227V225L127 223V226L128 227H130V228H128V227H125V228H127V230H129V231H131V232H134L133 231V228H134V223H133V221L131 220V218H130V216L127 218V219H124V217H123ZM129 215H130V213H129ZM131 215H134V217H135V213L133 212V214H131ZM214 215V214H213ZM212 215V216H213ZM220 215V214H219ZM243 215V214H242ZM252 215H254V214H252ZM252 215H251V219H252ZM25 216V215H24ZM67 216V215H66ZM65 216V217H66ZM191 216V215H190ZM203 217H207V216H205L204 214L202 215ZM214 216H216V215H214ZM225 216V215H224ZM258 216V215H257ZM257 216H255V217H257ZM260 216V215H259ZM109 217V216H108ZM236 217V216H235ZM11 218V217H10ZM19 218V217H18ZM23 219H24V217H22ZM31 218V217H30ZM37 218V217H36ZM151 218V217H150ZM211 218V217H210ZM215 218L216 217H214V221H215ZM264 218V217H263ZM27 219V218H26ZM58 219H60V217L58 218ZM179 219V218H178ZM182 219V218H181ZM180 219V220H181ZM194 219V218H193ZM205 219V218H204ZM208 219H209V217H208ZM213 219V218H212ZM221 219H222V217H221ZM239 219V218H238ZM249 219V218H248ZM255 219V218H254ZM7 220V219H6ZM63 220H64V218H63ZM136 220V219H135ZM167 220V219H166ZM171 220V219H170ZM184 220V219H183ZM196 220V219H195ZM11 221V220H10ZM56 221H58V220H56ZM83 221V222H82ZM87 221V220H86ZM168 221H169V219H168ZM178 221V220H177ZM185 221H186V219H185ZM213 221V222H214ZM222 221H224V219L222 220ZM245 221V220H244ZM250 220H248V222H249ZM3 222H5V220L3 221ZM8 222V221H7ZM66 222V221H65ZM116 222V221H115ZM126 222V223H125ZM137 222V221H136ZM182 222V221H181ZM194 222V221H193ZM209 222H212V220L211 221H209ZM219 223H220V220L218 221ZM217 222V223H218ZM255 222V221H254ZM33 223V222H32ZM55 223V222H54ZM53 223V224H54ZM61 223V222H60ZM105 223V222H104ZM114 223V222H113ZM171 223V222H170ZM183 223H185L184 221H183ZM198 223V222H197ZM204 223L206 224L207 222H205L204 221ZM215 223V222H214ZM214 223H213V226H214ZM264 223V222H263ZM263 223H261L262 225H264ZM6 224H8V223H6L5 222V224L4 223H2L1 221H0V226L2 227V229L3 228H7V225ZM109 224H110V222H109ZM117 224V223H116ZM115 224V225H116ZM119 224H120V222H119ZM119 224L117 225V227L119 226ZM136 224V223H135ZM188 224H190V223H188ZM212 224V223H211ZM244 224V223H243ZM245 224H248V223H245ZM28 225V224H27ZM35 225V224H34ZM57 224H55V226H56ZM93 225V224H92ZM95 225H96V223H95ZM111 225V224H110ZM114 225V226H115ZM137 225V224H136ZM184 225L185 224H183L182 225V227H184ZM192 225V224H191ZM190 225V226H191ZM199 225H200V223H199ZM204 225V224H203ZM207 225H208V223H207ZM249 225H251L250 224V222H249ZM253 225V224H252ZM251 225V226H252ZM255 225V224H254ZM35 226H37V225H35ZM60 226V228H62L61 227V224L59 225ZM138 226V225H137ZM188 226V225H187ZM211 225H209V227H210ZM220 226H221V224H220ZM225 226H227V225H225ZM90 227V226H89ZM93 228H94V226H92ZM96 228L95 229H97V225L95 226ZM116 227V226H115ZM120 227V226H119ZM186 227V226H185ZM192 227V226H191ZM205 227H206V225H205ZM208 227V226H207ZM215 227V226H214ZM232 227V226H231ZM248 227V226H247ZM259 227H262V226H260L259 225ZM258 227V228H259ZM10 229L12 228V226L11 227H9ZM14 228V227H13ZM138 228V227H137ZM136 228V229H137ZM187 228V227H186ZM213 227H211V229H212ZM252 228L253 229H256V228H254L253 226H252ZM257 228V229H258ZM15 229H16V225H15ZM32 228H29V231L31 230ZM89 229V228H88ZM94 229V230H95ZM131 229V230H130ZM135 229V228H134ZM142 229V228H141ZM148 229V228H147ZM176 229V228H175ZM199 229V228H198ZM200 229H202V228H200ZM205 229H207V228H205ZM210 229V228H209ZM219 229V228H218ZM227 229H228V226H227ZM250 229H251V227H250ZM262 230H263V228H261ZM7 230V229H6ZM25 230V229H24ZM28 230V229H27ZM26 230V231H27ZM71 231H72V229H70ZM120 230V229H119ZM123 230V229H122ZM179 230V229H178ZM184 230H186V229H184ZM195 230V229H194ZM214 232H215V229H212ZM262 230H261V233L263 234V232H262ZM4 231V230H3ZM12 231V230H11ZM68 231H69V229H68ZM140 231V230H139ZM144 231V230H143ZM221 231V230H220ZM219 231V232H220ZM224 231V230H223ZM247 231V230H246ZM259 231V230H258ZM7 232H8V230H7ZM13 232V231H12ZM70 232V231H69ZM87 232H88V230H87ZM119 232V231H118ZM130 232V233H131ZM145 232V231H144ZM200 232V231H199ZM199 232H197L196 231V233H197V235L199 234ZM212 231H210V233H211ZM213 232V233H214ZM228 232V231H227ZM226 232V233H227ZM254 231H252V232H249V233H253ZM257 232V231H256ZM4 233V232H3ZM10 233V232H9ZM24 233V232H23ZM68 233V232H67ZM99 234L98 235H101L102 236V240H104L105 241V244L107 243V245H111V247L113 248V246H112V241L110 240L111 238V236L110 235H112L111 233H110V231L109 230H104V232L100 229L99 230V232H98ZM101 233H104L103 235L101 234ZM126 233V232H125ZM128 233V232H127ZM138 233V232H137ZM178 233V232H177ZM186 233V232H185ZM185 233H184V235H185ZM202 233L204 234V232H201L200 234L202 235ZM208 233V232H207ZM206 232H205V234H207ZM221 233V232H220ZM224 233V232H223ZM225 233V234H226ZM229 233V232H228ZM230 233H233V231L232 232H230ZM248 233V234H249ZM260 233V234H261ZM81 234V235H80ZM139 234H141V233H139ZM173 234V233H172ZM11 236H12V234H10ZM14 235V234H13ZM21 235V234H20ZM25 235V234H24ZM55 235V234H54ZM121 235H122V233H121ZM126 235H128V234H126ZM134 235H136V236H134ZM142 235V234H141ZM165 235V234H164ZM180 235V234H179ZM183 235V236H184ZM210 235V234H209ZM208 235V236H209ZM212 235H214V234H211V236ZM219 235V234H218ZM222 235V234H221ZM224 235V234H223ZM227 235H231V234H227ZM227 235L225 236V238L227 237ZM257 235V234H256ZM8 236V235H7ZM16 235H14V237H15ZM22 236H23V234H22ZM21 236V237H22ZM27 236H30L31 238H32V240L34 239H36V237H37V239L39 238L37 235L35 236V230H34V228H33V230L31 231V233H29L28 231H27ZM34 236V237H33ZM69 236V235H68ZM71 236V235H70ZM81 236V237H80ZM88 236V235H87ZM129 236V235H128ZM133 236L135 237L134 238V243H135V245H136V247H137V249H140L141 248V241L139 240V238H137V234L136 233H133ZM190 236V238L191 237H195V236H193L192 234H190L189 235ZM204 236V235H203ZM206 236V235H205ZM259 236V235H258ZM257 236V237H258ZM261 236V235H260ZM259 236V237H260ZM14 237H13V239H14ZM65 237V236H64ZM120 237V236H119ZM118 237V238H119ZM185 237V236H184ZM213 237V236H212ZM220 237V236H219ZM252 237V236H251ZM255 237V236H254ZM263 237V236H262ZM23 239H24V237H22ZM55 238V237H54ZM209 239H210V237H208ZM207 238V239H208ZM222 238V237H221ZM250 238V237H249ZM11 239V238H10ZM36 239V240H37ZM125 239V238H124ZM173 239V238H172ZM187 239V238H186ZM200 239H202V238H200ZM204 239V238H203ZM202 239V240H203ZM214 239V238H213ZM223 239V238H222ZM221 239V240H222ZM227 239V238H226ZM231 239H232V237H231ZM236 239H237V237H236ZM248 239V238H247ZM7 240V242H9L8 241V238L6 239ZM15 240V242H16V239H14ZM56 240V239H55ZM54 240V241H55ZM97 240V239H96ZM127 240V239H126ZM129 240V239H128ZM168 240V239H167ZM211 240H212V238L210 239V243H211ZM219 240V239H218ZM224 240V239H223ZM233 240V239H232ZM5 241V240H4ZM53 241V242H54ZM58 241V240H57ZM64 241V240H63ZM119 241V240H118ZM171 241V240H170ZM204 241V240H203ZM216 241V240H215ZM220 241V240H219ZM227 241V240H226ZM241 241V240H240ZM186 242V241H185ZM200 242V246H201V243L202 244H204L205 245V243L204 242H201V241H199ZM221 242V241H220ZM223 242V241H222ZM229 243H231V244H229V246L230 245H233L232 244V241L230 242V241H228ZM234 242H235V240H234ZM254 242V241H253ZM258 242V241H257ZM21 243V242H20ZM56 243V242H55ZM121 244H122V246H123V243L122 242H120ZM128 243H130V242H128ZM212 243H213V241H212ZM218 243V242H217ZM248 243V242H247ZM263 243V242H262ZM36 244V243H35ZM57 244H58V242H57ZM56 244V245H57ZM125 244V243H124ZM168 244H169V242H168ZM209 244V243H208ZM222 244H224V243H222ZM226 244V243H225ZM244 244H246V243H244ZM250 243H248V245H249ZM18 245V244H17ZM31 245V244H30ZM130 245V244H129ZM151 245V244H150ZM166 245H167V243H166ZM207 245V244H206ZM210 245V244H209ZM209 245H208V247H209ZM218 245V244H217ZM221 245V244H220ZM227 245H228V243H227ZM237 245V244H236ZM235 245V246H236ZM241 245V244H240ZM37 246H40L39 244L37 245ZM45 246V245H44ZM60 246H61V244H60ZM84 246V245H83ZM169 246V245H168ZM199 246V247H200ZM234 246V245H233ZM246 246H247V244H246ZM246 246H244V247H246ZM256 246V245H255ZM263 246V245H262ZM261 246V247H262ZM36 247V246H35ZM53 246H51V248H52ZM71 247H72V249H71ZM106 247V248H105ZM105 247L104 246H101V248L104 250V252H103V254L105 255V260H107V264H132V262H130V258H129V256H125V255H123L122 256V258H119L120 256L115 252V250L113 251H111V250H109V249H107V247L108 246H106L105 245ZM110 247V246H109ZM129 247V246H128ZM177 247V246H176ZM187 247V246H186ZM193 247V246H192ZM202 247V246H201ZM204 247H206V249H208L207 248V246H204ZM204 247H203V249H204ZM227 247V246H226ZM243 247V248H244ZM254 247V246H253ZM264 247V246H263ZM44 248H46V247H44ZM50 248V247H49ZM49 248H47V249H49ZM75 248V249H74ZM87 248V247H86ZM171 248V247H170ZM211 248H212V244H211ZM211 248H209L208 250H210ZM216 248V247H215ZM214 248V249H215ZM223 248V247H222ZM229 248V247H228ZM231 248H232V246H231ZM238 248V247H237ZM256 248H257V246H256ZM41 249H43V248H41ZM46 249V250H47ZM151 249H152V247H151ZM202 249V248H201ZM221 249V248H220ZM220 249H218V247H217V250H220ZM233 249V248H232ZM231 249V250H232ZM246 249H247V247H246ZM259 249V248H258ZM39 250V249H38ZM50 250V249H49ZM48 250V251H49ZM82 250V251H81ZM212 250H213V248H212ZM216 250V249H215ZM226 250V249H225ZM231 250H230V252H231ZM238 250V249H237ZM31 251V250H30ZM40 251V250H39ZM52 251V250H51ZM50 251V252H51ZM129 251V250H128ZM171 251H172V249H171ZM176 251V250H175ZM199 251V250H198ZM260 251H261V249H260ZM33 252V251H32ZM35 252V251H34ZM33 252V253H34ZM37 252V251H36ZM42 252V251H41ZM85 252H87V255H89L90 257H88L87 255H85L86 253ZM139 252V251H138ZM168 252V251H167ZM174 251H172V253H173ZM177 252V251H176ZM204 252H206V251H204ZM208 252V251H207ZM213 252H214V250H213ZM227 252H229V250L227 249ZM227 252H225L226 254H227ZM257 252V251H256ZM258 252H259V250H258ZM31 253V252H30ZM49 253V252H48ZM99 253V252H98ZM129 253V252H128ZM131 253V252H130ZM139 253H142V250L140 249V252ZM217 253H218V251H217ZM238 253V252H237ZM50 254V253H49ZM54 254V253H53ZM132 254V253H131ZM143 254V253H142ZM190 254V253H189ZM207 254V253H206ZM220 254V253H219ZM226 254H225V257H226ZM230 254V253H229ZM233 254V253H232ZM101 255H102V253H101ZM135 255V254H134ZM133 255V256H134ZM153 255V254H152ZM205 255V254H204ZM203 255V256H204ZM211 255V254H210ZM231 255V254H230ZM32 256V255H31ZM39 256V255H38ZM133 256H131V258L133 257ZM179 256V255H178ZM177 256V257H178ZM183 256V255H182ZM191 256V255H190ZM200 256V253L198 254V257ZM208 256V255H207ZM206 256V257H207ZM238 256V255H237ZM40 257V256H39ZM50 259H52V261H50L52 264H63V262H62V258H61V255H60V257L58 258L57 256H53L52 255V253L48 256ZM148 257V256H147ZM192 257V256H191ZM220 257V256H219ZM222 257V256H221ZM227 257H230V256H228L227 255ZM238 257H240V256H238ZM244 257V256H243ZM247 257H248V255H247ZM260 257V256H259ZM262 257V256H261ZM31 258V257H30ZM136 258V257H135ZM180 258V257H179ZM194 258V257H193ZM197 258V257H196ZM223 258V257H222ZM236 259L235 258V255H234V257H233V255H232V258L231 259ZM246 258V257H245ZM33 259V258H32ZM40 259V258H39ZM177 259V258H176ZM182 259H183V257H182ZM199 259H200V257H199ZM225 259V258H224ZM229 259V258H228ZM231 259L229 260V261H231ZM233 259V260H234ZM25 260V259H24ZM34 260V259H33ZM37 260H38V258H37ZM42 260V259H41ZM63 260V261H64ZM104 260V261H105ZM135 260V259H134ZM153 259L151 258V261H152ZM165 260H166V258H165ZM164 260V261H165ZM184 260H186V259H184ZM196 260H198V259H196ZM242 260H244L243 258H242ZM261 260V259H260ZM35 261V260H34ZM191 261V260H190ZM206 261H207V259H206ZM235 261H237V260H235ZM234 261V262H235ZM258 261V260H257ZM41 262V261H40ZM43 262V261H42ZM171 261H169V263H170ZM195 262V261H194ZM221 262V261H220ZM220 262H219V264H220ZM233 262V263H234ZM240 262H241V260H240ZM242 262H244V261H242ZM64 263H65V261H64ZM66 263V264H67ZM137 263V262H136ZM193 263V261H191V264ZM208 263V262H207ZM210 263V262H209ZM231 264H232V262H230ZM239 263V262H238ZM245 263V262H244ZM254 263V262H253ZM32 264V263H31ZM37 264V263H36ZM105 264V263H104ZM175 264V263H174ZM181 264V263H180ZM184 264V263H183ZM194 264V263H193ZM216 264V263H215Z\"/></svg>", "mask_w": 264, "mask_h": 264}]
</instances>
